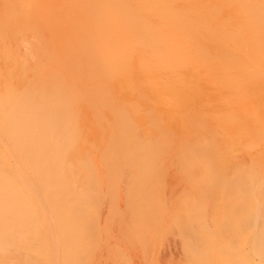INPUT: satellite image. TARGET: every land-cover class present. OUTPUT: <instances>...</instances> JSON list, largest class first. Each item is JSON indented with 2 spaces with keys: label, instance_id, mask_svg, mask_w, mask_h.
Wrapping results in <instances>:
<instances>
[{
  "label": "rangeland",
  "instance_id": "obj_1",
  "mask_svg": "<svg viewBox=\"0 0 264 264\" xmlns=\"http://www.w3.org/2000/svg\"><path fill=\"white\" fill-rule=\"evenodd\" d=\"M96 1H94V2H96ZM104 1H106V0H104ZM108 1L109 0H107L106 2H108ZM113 1L115 2L114 3L115 5H111ZM149 1L150 0H111L110 5L113 8H111L110 5H106L105 2L97 1L96 2L97 4H93V6L96 5L95 7H92V6L90 7V9L92 8L91 11H87L84 13L85 20H87L86 19L87 17L89 18L91 15L93 16V17H91V19L89 18L91 20L93 26H91L92 24L90 23V20H88L89 24L87 22L88 25H85L86 30H88L89 25L91 24L90 28H89L90 30H88V31H91V34H89L87 36L84 34L85 37L84 38L82 37V36H84L83 33H88V31L85 32V30L84 31L82 30L84 27L83 26L84 24H83L82 25L83 27L81 26L82 27L81 30L77 29V30H80L82 32V35L78 37V35L81 34V33H78V35H76L77 39L75 38L76 39L75 41L78 42L79 41L78 38L81 39V37H82L83 39H81L80 42L84 41L83 42L84 46L82 45L83 49L85 47H88V46L90 47V48H87L89 51L88 52L89 57L91 56V58H93V59L86 57L87 53L84 55L85 52L83 54L82 53L81 54L84 55L87 59L89 58V60H86L85 58H83V60L85 59L87 61V62L85 61L86 64H88L89 61H93V63H95V64H92V62H89L90 64H92V69L95 68L94 70H97V72L96 71L91 72V70H90L92 76H93V73L98 74L99 66H101L100 67L101 71L99 72L98 75L94 74V75H96L94 77L89 78V76H91L89 69H91V68H88V66L91 67V65L90 64L86 65L85 63H83L84 62L83 60H81V62L83 61L82 63L79 62L80 60H77V62L74 59L69 60V61H73V62H71V63L68 62V64L74 63L71 66L66 65L67 64L66 63L67 61H66L65 67L66 68L68 67V68L66 69L64 67V64L61 62L65 61V59L59 60L56 58L57 49L55 48V45H56V42H59V40L55 41L56 38L54 39V41H55V43L53 44L54 48H53V45H51L53 42L50 43L53 40H49V38H48V41H49L50 45L46 44L47 47H46V45L44 47L46 50L47 48H49V46H52V48H49V49L50 50L54 49L53 52H56V53H54L55 54L54 55L55 57L53 56L54 58H52V56H51L52 54L50 55L52 60L50 58H47V57H50L49 54H47V52H46V51H48V49L45 51L42 48V50L46 52V55H47L46 58L47 59L43 58V56H45L44 52H39V48H40L39 44H41V42L40 43L39 42H37V43L33 42L31 44V46H32L31 50L28 49V48H30V46H28V45H27L28 48H26V50L27 51L29 50V52L31 53L33 46L39 47V48L38 47L35 48L38 51L34 50V48L32 51V55L34 54L33 53L34 51L38 55V56L35 55L36 57H34L37 60L38 68H36V69L34 68V67H36L35 65L37 64L36 60L34 59L33 63H31L32 65H34V62L36 63L34 65L33 69L37 70V69H39V66L41 68L42 64H39V62H41V63L43 62V64L44 63L49 64V62H51L52 66H53V65H55L54 63L57 62V60H59L58 62H60V61L61 62L60 63L57 62L58 64L56 63L57 65H55V68H56V66L60 67V68L64 67L66 70L64 71V68H61V69H63L64 72L59 70L60 71L59 74L61 75V77H60L61 80H59L60 78L59 79L57 78V77H59V74H58L59 71L56 72L59 68H56L57 69L56 70L53 67L56 70V71L54 70L55 73H53V68L51 67V64H50V67L52 69L51 68H47V69H51L53 74L51 73L50 70H49L50 72H48V70H47L48 73H46V71H44V70H46L45 69L46 66L49 67V65L44 64L46 66L42 67V68H44L42 70H43V73L45 72L47 74V75L45 74L47 77L52 74V77L54 79L55 76H53V75H55L56 73L58 74V75L56 74L57 75L55 77L56 80L55 79L52 80L53 82L56 81V84H55V82H54V84H52V81H50L49 83H51L52 85L47 83L48 85H50V86H48L47 84H45L46 83L45 80H42V81H45V83L44 82L42 83L40 81V79H39V81H37V79H35V77H34V76L37 77L41 74V72H42L41 69H40L41 72L39 70H37L40 72L39 75L38 74L35 75L37 72L32 71L33 70L32 65H30L28 62H26L27 69H28L26 75H27L28 79H30V77L32 78V76H31L32 74L30 75V72H32V73L35 72V74H33L34 79H31V80L32 81L36 80L37 82H39L40 88H41L42 84L45 86L47 85L46 88L43 87V91H47L48 93L44 92V95L46 94V96H44L43 92L39 89V85L37 83H36V85L34 83L35 87L38 88V89L36 88L37 90L31 89L30 85H28L29 88L27 90L25 89L26 87L23 88L27 92L25 91L23 93L22 92L23 90H21L19 88L21 90L20 92L23 93V94L18 93L19 96L22 97L23 95H25L24 99L22 97V99L25 100L23 106L26 105L25 102L28 101V99H29L28 96H32L31 93L34 94L35 90H36L35 92H37L39 90L37 92V95H39V97L35 93V97H31L32 100L34 99L35 101H37V100L40 101L42 98L45 97L44 99H46V97H48L45 101L48 100L47 103L52 101L49 104V106L54 103V105H52V106L54 108L53 111L55 110V112L51 111L54 114V116H50V118H49L50 120L53 118L51 122L49 121L50 123H52L51 124L52 126L50 125V123H48L49 124L48 126H50L48 128L47 123H46V119H45L44 124L46 123V126L48 128L47 130H49V133L46 134L43 132L46 137H44V136H42V137L48 139V135L50 134V128L55 127V129H57V134L59 133L58 136L55 133V131H56L55 129L52 128L51 130L52 131L54 130V132H52V131L51 132H52V134L53 133L56 134V138H58L59 143L62 142V144L61 143L59 144L57 141H55L57 139H55L54 142H57L60 145V147L57 146L58 145L57 143H55V144H57L56 146L54 144V147L56 150H58V148L60 149V151L58 150L60 154H58V151H56L55 149H52L50 144H48L50 146L49 151L50 150L54 151V152L50 151L49 153H51V152L54 153V154H51L52 156L53 155L55 156V154H56V156H55L56 162H58L60 164V166H62V164H63V166L67 165L68 168H71V170H73V171H70L69 169H66V167H64V169H66L65 172L68 174L67 175L64 172L65 173L64 175H66L69 178H72L71 175L72 176L74 175L73 178H76L79 184L81 181L84 184L83 185L82 182L80 185L78 184V187L80 186L79 188H81L82 190L84 189L83 191H85V189H86V191H88V194L91 193V195H93V194L96 195L93 197L94 198L93 202H90V207H92V208L89 207V212L86 211L87 213H85L86 217L92 213L91 214L92 216L89 217L90 216L89 215L87 218L89 220V223H90L89 226H88V221H86V218L84 217V222H85V224L87 223L86 227L88 226L91 228L89 229L88 227L87 228L84 227L85 225H84V223H82V225H84L83 226L84 229L90 230V231H88L90 233H87V231L83 232V234H82L83 238L81 240H84V241L83 242L81 241L82 242L81 244H84V245L80 244L81 245L80 249L83 251L82 247H86L88 245V243H87L88 241H89V245H88V247H86L87 249L84 248V253L81 250L75 253V254H77L80 252V255L79 254H78V256L76 255L78 257V258L77 257L76 258L80 259V260H78L80 262H78L76 260L75 261L77 262V264H264V69L262 72H258L256 70L255 73H256L257 77L255 75L251 76L250 73H248V75H250V76H247V72H246L247 69L243 70V72L241 70L244 69V67L245 68H248V67H246V65L245 66L242 65V66H240V68H242V69H240L239 71H241L243 74L245 71L246 74L243 75V74H241V72L238 73V69H237V71H235V72L238 75L237 74L236 75L237 76H239V74L242 75V77L237 78V76L235 75V72L231 71L230 69L228 70V68H226V66L222 65V64H229L230 63V62L226 63V61H227V59L228 60L231 59L234 52H229V51L235 50V52H237L236 49H233L236 45L232 48L228 47L232 50H229L228 48H227L228 50L223 49V48H226L228 46V41H226V40H228L227 35H229V34H227V35L224 34L225 37L227 36V38L225 40L226 45L224 43H222V42H224V39L221 38L223 36H222V34L220 36L218 31H216L217 34L215 33V36L216 35H217V37L220 36L219 39H217V37H211L214 29H216V27L218 28V26L220 25L219 24L220 23L219 18H221L222 14H217V18L214 19L216 17V14L212 15V14H214V13H212L213 10L209 7V9H206V11L202 12V13H204V15L198 14L199 18L198 17H194V19L192 18L193 19L192 20L193 24H192V23H190L191 16H193V15L197 16V13L196 12L190 13V11H186V12H188L186 14H188L190 16H188L186 14H185L186 16L184 14H181V13H184L183 11H181L182 10L181 7L184 5V4H181V0L180 1L179 0L178 1L177 0L176 1L175 0H164V2L165 1H167V2H165V5H163V6H162V4H164V3H162L163 0L160 1L162 4H159L158 3L159 1L156 2V0H151L150 2ZM170 1H172V3ZM173 1H175V2H173ZM204 1L212 2L213 0H204ZM98 2H100V4ZM168 2L171 3L168 6L172 7V10L169 7H167L166 4H168ZM192 2H193V0H192ZM103 3H104V5L102 6ZM116 3H117V5H116ZM148 3H151V4H149V6H148ZM156 4H158V5H156ZM211 4L213 5V3H210V6H211ZM120 5H122L124 7H122ZM143 5H144V7H143ZM152 5L154 6V8ZM178 5H182V6H178ZM97 6H98V8H97ZM173 6L179 7V8H176V7L175 8L177 10L181 8V10L177 11L175 8H173ZM99 7H101V8H99ZM107 7H109V8H107ZM118 7H119V9H118ZM142 7H143V9H142ZM146 7L149 10H147ZM159 7L160 8L165 7V10H163L164 8L160 9ZM94 8H96L97 11ZM104 8L106 9V11L103 10ZM167 8L172 11L171 12L169 10L170 14H173V13L175 14V12L177 11L176 15L178 13V16H180V18H184V16H185L187 19L186 24L195 25L197 23L196 20H198V22H199V20L203 21L206 19L205 22L208 23L207 25L208 26L211 25V29H213V30L209 29V27H208L209 30L203 29L202 25H201V30L203 29L202 32H201V30L196 29V28L200 29L199 23H202V22L200 21L198 23L199 24L198 27H197V24L195 25L194 29H196L197 31L202 33V35H205L203 33H205L206 30H207L206 32L212 31L211 34L208 35V37L209 36L210 37L205 38V40L207 39L206 42L204 41V39L201 40V41H204V42H202V43H204L203 45H202V43L199 42L200 45H202L201 51H200V49L199 50L197 49L198 52L196 51V49L192 50V52L195 50L197 53H200L199 54V61H197V58H196L195 61L191 62L196 57L195 56L196 54L194 55V53H196V52L192 53L191 50H189V49L196 48V47L200 48L199 47L200 45H198V41L196 43V46L193 47L192 46L194 43L193 40H191V42L189 40L187 41V39H186L187 36H184L185 33L188 35V34H190V31L191 30L193 31L194 29H191L192 26L190 27V25H187L191 29L189 31L186 24H182V25L180 24V27H178L179 23L175 22V21L173 22V20H171V19H173V18H171L172 15L171 16L169 15L171 19L169 18L168 14H167L168 13ZM150 9H152V10H150ZM153 9H154V11H153ZM165 11L167 13H165ZM209 11H211L212 14ZM90 12H92L93 14H91ZM148 12H150V13H148ZM154 12L156 13L157 16L158 15L159 16L154 17V15H155ZM107 13H109V15L112 14L111 19L107 17L108 15L106 16ZM192 13H193V15H192ZM101 14H105L106 18L103 15L102 16L103 18L99 19V17H101L100 16ZM207 14L212 15L213 21L219 19V23L217 21H215V22H217L218 26L217 25L215 26L214 24H216V23H213V22H212L213 23V25H212V23H211L212 18L210 15H207ZM162 15H164V16H162ZM206 15L209 16L208 18H210V19H207ZM160 16L163 17V18L161 17V19L164 20V22H162L160 20ZM181 16H183V17H181ZM200 16H201V18H203V16H204V18L205 17L206 18L200 19ZM165 17H166V20L164 19ZM173 17H175V16L173 15ZM107 18H108V21H107ZM168 18L170 20H168ZM178 18L179 17H175V20H177ZM195 18H197V19H195ZM94 19H96V20H94ZM102 19H103V21L104 20H106V21L101 23ZM188 19H189V22H188ZM208 20H210V21L207 22ZM93 21H97L98 24L95 23V25H94ZM158 21H160V22H158ZM106 22H108V23H106ZM165 22H166V24H168V27L170 25H173L172 28L174 27V29H176L175 28L176 25L173 23H176L177 27H178L176 29L177 31L174 32L175 30L172 29L169 32L168 30H170L171 27H169V29H168L167 25H165L166 28L165 27L163 28L159 24V23H161V24L163 23V25H164ZM167 22H171V24L167 23ZM194 22H196V23H194ZM157 23H158V26H157ZM209 23H210V25H209ZM85 24H86V22H85ZM155 24L157 27L155 26ZM183 25L187 29L185 27H183ZM160 26L163 29H161ZM181 26H182V29H184V28L185 29L181 30ZM213 26H215V27H213ZM164 29L166 30V32L167 31L169 33L173 32L174 34L171 33L172 36L170 34H166ZM50 30L51 31L54 30V32L52 31L53 33H51V34H53V35H51V36H53L52 38H54V36L57 37L58 36L57 34L61 33V32H58L59 30H57V32H58L57 33L56 29H50ZM185 30L187 32L189 31V33H187ZM216 30H218V29H216ZM48 31L49 30H47V32ZM72 31L73 30H71V32ZM74 31L76 32V29H74ZM80 31H78V32H80ZM160 31H163V32H160ZM178 31L179 32L183 31V32H180V35H179ZM221 32H223V31H221ZM45 33H46V31H45ZM49 33H50V31H49ZM69 33H70V31H69ZM159 33H164V34H162L163 36H161V34H159ZM194 33H197V32L194 30L193 34ZM36 34H37V32H36ZM38 34H39V32H38ZM38 34H37V36H38ZM41 34H43L42 30L40 31V36H41ZM165 34H166V36H164ZM181 34H183V35H181ZM207 34H206V36H207ZM47 35H48V33H47ZM71 35L75 36V34L74 35L71 34ZM48 36L50 37V34ZM167 36H169L168 41H170L171 44H170V42L167 41ZM173 36H175V37H173ZM177 36H179V38ZM38 37H37V39H38ZM163 37L165 38V41L167 42V44H170V46H172L171 48L168 46L169 48L167 49L166 42L164 40H160V39H163ZM184 37H186V38H184ZM52 38H50V39H52ZM71 38L72 37H70L69 39H65L67 44L69 45L71 43L70 45H72V43H74L76 45L74 38H73V40H71ZM171 38H174L172 40H175V38L176 39L178 38L177 40H175V42L179 40L181 43H183V47L187 48V50L189 52H191L193 54V56L192 55L190 56L191 53H189L187 51L186 52L188 54L185 53L186 49L185 50L182 49V50H184V51H182L181 48H183V47H181V48L179 47V49H177L176 47H178L179 42H177V43L174 42V44L175 45L177 44V45L173 46L174 44H173ZM183 38L186 39L185 41L187 43L188 42L189 43L187 44V43L183 42V40H184ZM215 38L217 40L216 41L214 40V42H210V45L205 44V43H207V41L209 42L208 39H211L210 41H213V39H215ZM45 39H47V38L45 37L44 40H42L43 44H45L44 42L47 41ZM220 39H222V40H220ZM36 41H38V40H36ZM62 41H64V40H62ZM94 41L96 43L100 42V43H98L99 47H97L96 44H94V46H93V43H91V42H94ZM161 41H164L165 44H163V42H161ZM217 41H222L220 43H221V45H223V48L221 45H219L220 43ZM63 43L64 42L60 43L61 46H59L60 47L59 48L60 54L58 53L60 56L59 58H61L62 55L64 57L65 54L64 53L62 54L61 49L63 48L65 50V47H66L65 51H67V52L69 51L71 53V55H72L71 51H73V50L75 51V55H76V53H78L77 50H75V49L77 48L79 43L76 46L73 44V46H75L76 48H74L73 50L70 48L71 51L69 49L70 45L69 46L67 45L68 46L67 47L66 45L64 46L65 43L64 44ZM90 43H91V45H90ZM181 43H180V46L182 45ZM190 43H191V46H190ZM211 43H213V46ZM215 43H216V45H218L217 47L220 46L223 49L222 51H224L226 53V55H225V53L223 52L225 56L228 55L227 57L224 56V59L222 60L223 63H221V61H220L221 64H218V65H221L219 67L224 66L223 67L224 69L223 68L222 69L225 71L227 69L228 72H225V73L227 74V76L230 75L231 77L230 76H229V78L225 77V73H224V76L221 75L224 78L218 76L219 74L223 73V70H221V68L219 69L220 71H222V73L217 70L218 69L217 63H216L217 69L215 68L216 70L211 68V66L210 67L208 66V67L210 69H213V72H215V74H217L219 79H222V82H225V83H223L224 85L219 83L221 81L218 78L217 79L211 78V77H214L215 74L212 71H208L210 69L206 68L207 64H208L207 61H209L210 53L212 54L213 51L219 52L221 50V48L219 47L220 49L218 51V48L216 47ZM60 44L57 43V45H60ZM103 44H105V45L103 46ZM24 45H26V44H24ZM205 45H206L207 49H206ZM91 46H92V48H94V51H96V50L101 51V54L98 55L99 57H97V51H96V53L95 52L93 53ZM95 46H96V48H95ZM163 46L166 47L164 50H167L169 52V55H171L173 58L171 56L166 57L168 55V53H164L167 51L163 50V48H164ZM210 46L212 48L216 47L217 50L215 48L212 52L209 53L208 50H210V51L212 50V48L209 49ZM203 47L205 48V50ZM79 48H81V47H79ZM236 48H237V46H236ZM55 49H56V51H55ZM83 49L82 50L80 49L79 52L86 51L85 49L84 50ZM64 50H63V52H64ZM172 50H175L174 54H176V57L174 56V54L173 55L170 54V53H173ZM177 50H179V51L177 52ZM203 50L205 51V53ZM206 50L208 52H206ZM103 51H106V52H103ZM202 51H203V53H202ZM227 51L230 53L231 56H229V53H227ZM49 52L52 53L51 51H49ZM67 52H65V53H67ZM179 52H184V56H185V54H186V56L184 57L183 53H179ZM214 52H213L212 56L214 55L213 58L215 59V61H213V58H211L212 56H210V60H211V62L213 61L214 65H215V62L218 61V59L215 57L217 56L221 60L223 58L222 57L223 55H221L222 52L220 54L218 53L220 56L217 53L214 54ZM70 53H69V56H71ZM99 53L100 52H98V54ZM121 53H122V57L120 55ZM67 54L65 56L66 59L69 58V56ZM81 54L79 53L80 56L77 54V57L79 59L82 56ZM91 54H95L94 55L95 57H93ZM103 54L106 57L108 54L111 58L113 57V59H114L113 60L110 58L111 60H113L112 61L113 63H111L110 59L107 61L108 57L107 58L105 57V60L110 63V65H109L110 67H109L107 62L104 60L107 64V68L109 67L108 70H107L106 66H104V65H106L105 62H103L104 64L102 65V62L97 63V61H96V60H98V61L102 60L103 61L104 56L101 57V55H103ZM164 54H165V57L168 58L169 61L168 60L163 61L164 59H166V58H164ZM179 54L180 55L182 54V55L180 56ZM205 54H208V56ZM75 55L71 56L69 59L74 58ZM200 55H202L201 57L204 56L202 58L203 60L200 58ZM123 56H125V57L123 58ZM177 56H180L181 57L180 59L183 58V60H179V59L177 60V58H179ZM189 56H190V59H192V57H193V59L190 60ZM197 56H198V54H197ZM38 57H39V60L37 59ZM77 57H76V59H78ZM116 57H119V59L120 58L121 59L119 60ZM220 57H222V58H220ZM95 58H96V60H94ZM97 58H99V59H97ZM205 58H207V61L205 60ZM225 58H227V59H225ZM40 59H43V60H40ZM184 59H189L190 65L197 66L198 68L201 66L205 67V63H207L206 67L203 69L205 72L207 71L208 74L210 73L211 76L206 75L207 72L205 73L204 71H202L203 70L202 69L201 70L202 72H200V74L203 75V72L205 73V76H203L205 78V80H204V78H201L202 76L198 75L197 76L198 81H196L197 80L196 76H194V80L196 81V83L197 82L200 83V84L198 83L199 84L198 87H196L197 84L194 83V84H196L194 87L193 86L194 84L192 83L193 75H192V77L190 75L192 72H193L192 74H195V72H197L200 68L198 69V68L193 67V69H192V66L190 67V65L189 66L186 65V64H188L187 63L188 61L184 60ZM31 60H29V62ZM179 61H181V62H179ZM201 61H203V62L206 61V62H204V65H203V63ZM224 61H225V63H224ZM166 62H167V64H169V66H167ZM199 62H200L201 66H199ZM15 63L16 62H14V66H15L16 70L14 68H11L10 72L12 73V70L14 69L15 71L12 74L14 75L15 79H18L16 77L19 74V68H20L19 65L22 64L21 66H23L24 63L20 62L21 63L20 64V63H18V61H17L18 64L17 63L15 64ZM78 63L84 64V65H81ZM96 63L99 64V66ZM158 63L161 64V66H159ZM191 63H194L195 65L191 64ZM26 64H24V66ZM28 64L30 66H28ZM75 64H78V65L76 66ZM163 64H165V66ZM196 64H198V65H196ZM257 64H258V66H262V68H264V62H262V63L258 62L254 65H257ZM16 65L19 67L18 69L16 68ZM96 65L98 66V69L96 68L97 67ZM214 65L212 64V67ZM74 66L77 67V69H78V67L80 69H82L81 67H83V66L86 67L88 69V72H86L84 69H83V72L84 71L86 72V73L85 72L84 73L86 74L87 77H85V75H83V73L80 74L82 71L80 69L77 70L76 68H74ZM162 66H163V69H162ZM229 66H227V67H229ZM69 67H70V69H72L71 72L69 70ZM102 67H104V68H102ZM121 67H122V69H124L123 70L124 72L121 71L122 69H119ZM214 67H216V66H214ZM103 69L105 70V72ZM188 69L190 71H192V72H190V74L187 72H184L185 70H188ZM195 69L196 70L198 69V70L196 71ZM67 70L71 74V76L69 77L70 80L73 77L74 79L77 78L78 82H77V79H75L76 81L73 83H71L72 80H71V82H69V78L67 77L69 73L66 76ZM94 70H92V71H94ZM28 71H29V73H28ZM73 71H75V72H73ZM125 71L128 72L127 74H130V76L127 75ZM101 72L103 75L101 74ZM231 72L236 76V77L234 76L235 78L231 75L232 74ZM249 72H250V70H249ZM251 72L254 73V71H252V70H251ZM62 73L64 74V76ZM75 73H79L78 74L79 77H80V75H82L86 78L85 80H86L87 84L83 80L84 78L81 79V81L82 80L84 81V84H82V85L86 86V85H89V83H90V85H92V83H94L96 85V83H98V87L99 88L101 87L100 89L103 90L102 92H104V89L107 90L106 88L109 87L113 93V95H112L113 97L109 96L111 101L108 100V97H106L107 95H110L111 92L107 93L109 91L104 92L105 95H102V94H104L102 92H100L101 94L97 93L98 96H97V94L95 95V93L92 92L95 95L94 98L91 97L93 100L90 97L89 98L86 97L88 95L92 96L91 95L92 93L86 94V92H85L84 95L86 94V96L82 95L81 93H75L76 90L78 89L77 84H80V86H81V83H83V82H81V83L79 82L80 81L79 79L82 78V76L80 78H78L77 74H75ZM171 73H173V74H171ZM197 73L199 74V72H197ZM197 73L195 75H197ZM42 74H41V78L44 75V74L43 75ZM72 74H74L75 77ZM45 75H44V77H46ZM99 75L101 78L97 77ZM171 75L173 77H176L178 80L175 78L176 81L173 82V80H172L173 78ZM20 76H21V74H20ZM24 76H25V74L23 75V77ZM62 76L64 78H62ZM65 76H66V78H65ZM128 76L130 79L128 78ZM27 77H24V78H27ZM52 77H50V78L52 79ZM248 77H250V78H248ZM38 78H40V76ZM50 78L48 77L46 79H48V81H49V80H51ZM67 78H68V82H66ZM147 78H149V80H150V78H153V79H151L152 81L150 80V82L152 83L154 80V83L151 84L149 82V80L146 81ZM236 78H237V80H236ZM62 79H64L63 81L65 83L63 82L64 84L62 83L60 85L58 80L62 81ZM92 79L96 80L95 81L96 83L94 82V80L92 81ZM87 80H90V82L88 81L89 82L88 83ZM203 80L205 81L206 84H207L206 80H209L208 81V84L210 83L208 85L209 87L211 86V83L213 82L211 88H209L208 91H207V89L206 90L204 89V88H208V86L206 87V84L203 83L204 82ZM254 80H255V82H254ZM226 81H228V83H226ZM249 81H251V82L249 83ZM17 82H18V80H17ZM114 82L117 84H115ZM175 82L177 83V85L175 84L176 86H179L178 83H180V86H182L184 84L185 87L188 84L187 86H189L190 91L191 92L194 91V92H192L193 97L190 96V98H189V95H191L189 93L190 91L188 92L189 94L186 93L187 92L186 89H188V87L187 88L184 87L185 88L184 92L186 91L185 92L186 94H184V92H182V94L180 95V97H182L184 94V97H182V98H185V96L188 95V97L186 98L187 100L184 99V100H186L185 103H187L188 100L190 101V99L192 100V98H196L195 99L196 101L193 99V102H188V104L191 103L190 108H195L193 110L191 109L192 110L191 112H188V111H190L189 107H188L189 109L187 112H186V109L184 111V108H182L183 106H189V105L188 104L182 105L181 102L183 101V99L179 98L177 96L180 94V91H179V93L177 91L178 89H175L176 92H175V90H174V92H172L173 91L172 90L171 91L172 93L170 91H168L172 88V83L174 84ZM230 82H232V83H230ZM66 83L69 86H67ZM69 83H71V84H69ZM111 83H114L115 85H117V86H115L116 87L115 89H113L114 86H112L114 84H111ZM147 83H148V85H147ZM235 83H237V84H235ZM245 83H247V85ZM29 84H31V83L29 82ZM57 84L60 85V87H58ZM72 84L77 85V88L72 89V87L73 88L76 87L74 85L72 86ZM189 84H191V86H193L192 90H191V87ZM201 84H205L204 85L205 87ZM217 84L222 85L224 88H222L221 86H218ZM225 84L227 86H225ZM64 85H66L67 87ZM100 85H102V86H100ZM61 86L65 87L67 89L71 88L69 90L66 89V91L71 90L70 91L71 93H69V92H65V93H68L70 95L75 93L80 98H82L80 106L84 107V110H82L83 108L79 110V108H81L79 106L77 109L78 113L77 112L75 113V111H77V110H75V107L77 105H79V101H80L79 97L77 96L78 97L77 98V97H74V95L72 96V98L74 97L73 98L74 100H77L76 102L70 97L72 99L71 102L73 101L75 103L72 102L71 105L70 104L68 105V103H70V99H68V96L66 98V94H64L65 89L63 90V88H61ZM176 86L173 88H176ZM200 86L201 87L203 86L204 88L203 87L202 88L204 90H202V88ZM214 86L215 87L218 86V88L217 87L215 88ZM241 86H243V88ZM49 87L50 88L52 87L51 89H49V91L51 90L50 92L48 91ZM239 87H241V88H239ZM59 88L62 91H60V90L58 91ZM156 88L157 89L160 88L159 90H157V93H160V94H162L164 91L165 92L167 91V94H168V92H170L171 94L176 93L177 95H174V96L172 95L173 96L172 98L174 99L176 96V99L179 98V101H181V99H182V101L179 102L178 100L174 101L175 99L174 100L171 99V100H173L172 103L176 102L175 105L178 107L174 106V104L172 106L170 103L171 101H168L169 107H166L167 106L166 104H165L166 106H164L165 102L162 103L163 106H161V104L158 105L157 103L160 102L159 100L163 101V99H166V97L169 98L168 95H170V98H171V94L167 95L165 92L164 93L167 96L159 94L160 98H161V96L164 97L163 99L162 98L159 99V95L154 96V93H153V91H154L153 89L156 90ZM178 88L182 89L183 86L178 87ZM197 88H198V90L195 93ZM30 89L32 92L30 91ZM52 89H53V92L57 91V93H55V92L53 93ZM55 89H57V90H55ZM150 89L153 91L150 92L151 91ZM161 90H164V91H161ZM209 90H211V91H209ZM28 91L30 92V95L28 94V96H27L26 94L29 93ZM72 91H74V93ZM40 92H42L41 93L43 95L42 98H41ZM149 92L152 94L151 96H153V97H151L149 95ZM199 92H200V94H199ZM51 93H53V94H51ZM106 93H107V95H106ZM114 93H116V94H114ZM194 93H195V95H194ZM48 94L49 95L51 94V95L48 96ZM101 95H102V98H101ZM118 95L120 96V98ZM82 96H84V97H82ZM96 96L99 98H97ZM116 96H118V98ZM194 96H196V97H194ZM156 97H158V99ZM35 98H37V100ZM83 98H85L86 100ZM113 98L117 99V100H114V103L116 102L115 107L117 106L116 111L112 110L114 113L119 111V109L123 106L124 107L127 106V107H125V109H127V110L130 108L134 109V110L130 109L127 111L123 108L124 110L122 112V108H121V110L119 112V116H121V115L123 116V114H124L123 119H125V120H123L121 118L122 117L121 116L119 118L122 119L124 122H122V120L120 121V119H119V122L122 123L123 125L118 124L119 122H116V121H118V119H116V118H118L117 117L118 112H117V115H114L110 111L112 109L111 107H113V109H114V106L112 105ZM66 99L69 100V102H66L67 101ZM90 99L92 100V101H90L91 103L95 99L94 103L89 104L90 102H87L89 105L88 104L84 105V103H86V101H89ZM99 99H100V102H102V104L106 105L105 107H102V105L99 102ZM104 99H105V101H104ZM119 99L121 100L120 104H122L123 106L119 104V101H120ZM146 100L148 101L147 103H146ZM42 101L39 103L40 104L45 103L46 106H48L47 103L43 99H42ZM55 101H58V103ZM166 101H167V99H166ZM194 101L196 102L194 104L195 107H193ZM65 102L67 103L68 108L71 109L72 111L69 109L67 110V108H66L67 106L65 107L66 110L68 112H71V114H73V117L70 113L65 111V108L63 106V105H66ZM95 102L96 103L98 102V105L100 104L99 107H95V106H98ZM106 102H111L112 106L108 105V107L110 106L111 109L107 108L108 103H106ZM177 102H179L180 104H177ZM29 103H30V105L32 104L31 101L28 102V104ZM37 103L38 102H35L34 104L40 105ZM42 104H41V106H42ZM72 104H73V106H72ZM93 104H96V105H94V107H92ZM33 105H31V107H34ZM57 105H59L58 109H56ZM86 105H88V110H85V107L87 109ZM179 105H182V107ZM41 106L39 107L40 108L39 110L41 111V113H42V110H43V112L47 110V109L44 110L43 106H42L43 107V109H42ZM69 106H72L73 109ZM147 106H149V107H147ZM160 106L166 107L167 110H169V109L170 110L167 111L166 109H164L165 111H163V109ZM170 106H171V108H170ZM36 107H34V108H36ZM90 107H91V109L97 108L98 111H100L101 107H102V110L104 109V112L106 111L107 114L109 113L107 115V117H106V113H104L105 119H106L105 122H103L105 120L104 118L102 120H100L103 124L101 122H99V118L98 119L96 117H95L96 119L93 118L98 111L97 110L95 111V109L91 110ZM150 107L152 108L151 110H150ZM179 107L182 108V110ZM105 108H106V110H105ZM107 109H108V111H107ZM148 109L151 112L154 111L157 114L160 113L159 114L160 116L158 115L160 118L155 113L156 117L159 118V120L160 119L163 120L164 118L167 117V118H169V120L167 119V121H169V122L171 121L170 117L173 116V114H175V113L177 114V112L184 111L188 114L192 113L193 115L190 114L191 117L188 114L183 113L184 115L186 114L188 116V119H187V117H185L186 115L184 116L186 118L185 121L189 122L191 126H189V124L187 122L183 121L181 130H183L182 128L185 127V126H183L184 123L188 124L185 127L186 129L189 126V128L192 127V129L190 128L191 130H194V132L191 131L192 135L190 134L189 130H186L187 132L185 134V136L187 134H190L191 136L194 135L192 140H190V142L192 141V143H194V145H190L191 143L189 144V142H188V144L190 145V146H188V148L189 149L191 148L190 150H191V152L193 151L192 152L193 154H191V152H189L188 148L186 149L185 153L186 154L189 153V155H190L189 157H188V154L186 156L185 153H182L183 154V157H182V155L180 153H179L180 155L177 153L180 151L181 148H182L181 149L182 151H184L185 149L183 150V147H180L179 149H177L178 151H176L175 147L178 148L180 145L186 146L185 144H187V142L185 140L184 141L186 143L185 142L180 143V140L178 138H177L178 139L177 142L175 140V143H179L180 145L178 146L176 144L175 145L171 144L172 147L174 146L173 147L174 150L170 151V149H173L172 147L169 148L170 142H171V141H169V138H171L172 136L168 135V137H167L166 132H168V134L170 132L164 130L166 128L165 126H167L168 124L164 125V128L160 130V125H161L160 123L163 124V122H165V124H166V120L164 119L165 121H163V122H162V120H160L161 122H159V120H157L156 118H153V117H155V116H153L154 112L151 113ZM154 109H157L158 112ZM158 109H160V110H158ZM89 110H91V111H89ZM136 110H137V112L140 111L137 113L138 115L135 113ZM81 111H84V114H86V116L89 114L90 115L93 114L94 115V116L92 115L93 119L90 118L89 116L84 117L83 116L84 114L81 113ZM92 111H95V112L93 113ZM130 111H132L131 112L132 114L131 113L129 114ZM144 111L145 112L149 111V113H151V114L148 115V112L145 113ZM159 111H162V112H159ZM87 112L88 113L91 112V113L87 114ZM124 112H128V113H124ZM79 113L82 114L83 117L77 119L78 118L77 116H79ZM120 113H121V115H120ZM51 114H49V115H51ZM127 114L131 115V118L133 117V114H134V116L136 117V118L134 117L135 119H137V116H139V120H138L139 122L135 119H132V121L135 120L136 123L132 122L130 120L131 119L130 116H129L130 119L128 117H126ZM139 114H143L146 116H144L145 118L141 119V117H143V115L141 116ZM169 114H170V117H168ZM183 114H181L179 116L182 117ZM40 115H42V117ZM43 115H45V114L42 113V114H39L38 116H39V118H42V119H44L45 117L47 118L49 116V115H46L44 117ZM113 115L116 117V118L114 117L116 120L113 119ZM178 115L176 117L174 116L175 118H173L177 122L180 121L178 119L176 120V118L179 117ZM150 116L152 118H150ZM109 117H110V119H109L110 121H108L109 124H106L107 118H109ZM125 117L127 118V120H130L132 123H135L137 125V126H135V124L132 125L135 128L138 127L137 128V129H139L138 131L135 130V128H134L136 133L132 129L133 127L130 125L131 123L129 124L130 121L126 122ZM146 117L150 118V120L152 119L151 120L152 122L149 119L147 120ZM189 117L191 118V120L194 119V121H192L194 126L190 122L191 120L188 121L190 119ZM192 117H194V118H192ZM75 118L77 120H75ZM82 119L85 121L88 119L86 122H88L90 119L92 122L89 121V124H90L89 125V124L84 123ZM140 119L143 122L140 121ZM155 119H156L157 123H153V122H155ZM78 120H79V122H77ZM95 120H96V122H95ZM97 120H98V123H97ZM113 120L117 124H115V122ZM144 120H146L148 122V124H146L147 122L145 123ZM181 120H184V119L181 118ZM40 121H42V120L40 119ZM43 121L40 123L43 124ZM81 121L83 123H81ZM111 121L114 123H112ZM149 121H150V123H149ZM137 122L139 124H137ZM36 123H37V121H36ZM38 123H37V125H38ZM92 123H96V124L93 125ZM104 123L106 124V126H104ZM124 123H126V125ZM144 123L147 126L144 125ZM158 123L160 125H158ZM171 123H172V121L169 124H171ZM97 124H98V127H97ZM99 124L102 125L103 127L100 126ZM113 124H115L114 126H117L118 130H115ZM149 124H150V126L151 125L152 126L150 127ZM178 124H180V122ZM107 125L111 126V127L107 128ZM118 125H119V127H118ZM127 125H130L131 127L127 126ZM174 125L176 126L177 123ZM174 125H170L171 129H174L173 128ZM42 126L43 125H41V127L39 126V130H40L38 132L40 135L39 137H40V139H42V141H46L47 139L43 140V138L41 137V135H43L41 132L44 129H46V126L44 125L45 126L44 129H43L44 126L43 127ZM95 126L97 128L96 131L99 130L98 131L99 133H95V129H94ZM148 126H149V128H147ZM154 126L155 127L159 126V128L155 129V128H153ZM100 127H102V128H100ZM179 127L173 131L180 133L177 130V129H179ZM98 128H100V129H98ZM112 128H113V131H112ZM151 128H153V130ZM168 128H166V130ZM41 129H42V131H41ZM103 129H107V133H106V130H103ZM109 129H111V130H109ZM148 129L149 130L151 129L150 131H153V132L148 131V136L144 135L143 133L145 132V130H148ZM157 129H159V132ZM171 129H169V130L171 131ZM114 130H115V132H114ZM120 130L126 131L124 134H126L127 132L132 133L131 130H133L134 131L133 134L135 136H137L136 134H138V136L136 138H134L135 136H132L133 134L131 135V134L127 133L126 135H128V136L131 135L130 137L132 139L128 136H127L128 138L126 137L127 138L126 139L125 135L123 134V136H124L123 140L118 139L121 142L117 141L118 142L117 143L116 139H115V138H118L117 134L119 135V138L123 137V136H121V134L124 131L120 132ZM64 131H66V132H64ZM154 131H156V132H154ZM164 131H165V133H163ZM183 131H185V129ZM188 131H189V133H188ZM100 132L103 134H101ZM110 132L113 134H116V135H113ZM116 132H118V133H116ZM94 133H95V135H94ZM146 133H147V131L145 132V134ZM156 133H158V135ZM161 133L164 136L166 134L165 139H163L164 136L162 138H160L162 136ZM182 133H184V132H181L180 136L184 137V134H182ZM100 134L103 137L98 138V136H100ZM174 134L175 133H172L173 138L176 135V134L175 135ZM104 135H105V137L106 136L107 137L104 138ZM50 136H51V134H50ZM89 136H91L92 139H90L91 137H89ZM109 136H111V137H109ZM114 136H115V138H114ZM142 136H147L148 138L150 137L148 141H150V143H152V145H150V143H149L148 144L149 147H148V145L144 146V144L148 143V141L145 142L144 140H146L148 138L147 137L144 138ZM153 136H155V138L157 136V139L158 140L160 139V141H158L160 143L156 142L157 139L152 141L153 139H155V138H153L151 140V138ZM176 136H178V134ZM180 136H179V138H180ZM187 136H189V135H187ZM53 137L55 138V136H53ZM141 137H142L143 142L141 141L140 143H138L141 140ZM94 138H96V139H94ZM100 138H103L102 141ZM137 138L139 140H137L138 142H136V143H138V146L142 145V147H137L136 146L137 144L134 143ZM166 138H168V139H166ZM93 139L95 141H93ZM133 139H135V140L133 142H131V140H133ZM89 140L90 141L92 140V141L90 142ZM126 140H128V142H130V143L127 144ZM162 140L164 143V144L162 143L164 145L163 148L165 147V143L168 142L166 144V147H168L169 151H167L166 147H165L166 150L160 149L162 146L160 147L159 145L161 144ZM164 140L165 141L167 140V141L165 142ZM170 140H172V139H170ZM123 141H126V142L124 143ZM172 141H174V139ZM181 141H183V139ZM154 142H155V144H153ZM88 143L89 144L92 143L91 146H89L90 149L87 146V145H89ZM101 143H103V144H101ZM119 143H121V144H119ZM142 143H144V144H142ZM126 144L129 147H131V146L134 147V149L131 147L133 149V151ZM133 144H136V145L133 146ZM97 145L98 146L100 145L101 147L99 146L97 148L96 147L93 148L94 146H97ZM123 145H126V146H123ZM81 146L83 148H79ZM150 146H151V148H150ZM56 147H58V148H56ZM84 147H87V148H84ZM135 147H136V149L140 148L141 150H143V147H148L149 150L151 151V154L148 151L147 154L149 153L150 155L148 154L149 156L147 157V155H145V153H146L145 151H147L148 148L143 150V152H142L143 154H141L140 149L136 150ZM156 147L158 149H160L161 151L163 150L164 152L162 151V153H161L160 151H156V153L160 152L161 155L155 154L156 158L154 159L155 155H153V154L155 152L154 149H156ZM192 147H194V149ZM77 148H79V150ZM102 148H103V150H105V149L106 150L103 151V150H101ZM118 148L121 150L120 151L121 153H119ZM81 149L83 151H84V149L86 150L84 152L88 153V159H87V153L85 154L81 151L83 153V155H80L81 154L80 152L78 155L77 151H80ZM87 149L90 151H88ZM116 149H118V152L116 151ZM74 150H76L77 159H76V156L73 159V156L76 155ZM113 150L116 151L115 152L116 154H118V153L121 154L119 158L117 157L116 154H114L116 156L113 155V152H114ZM72 151H73V153H72ZM124 151H126V152H124ZM131 151L134 152L133 153L134 155L132 154ZM175 151H176V153H175L176 155L173 156ZM128 152H130V154H132L133 156H130L128 154V157H126L127 156L126 153H128ZM137 152H139L140 154H138ZM165 152H166V154L169 153V155H166ZM170 152H171V155L173 157L170 155ZM70 153H71V155L72 154H74V155L69 156ZM103 155H106V156L103 157ZM122 155H125V156H122ZM79 156L80 157L81 156L86 157L85 159L82 160V162L83 161L86 162V160H87L88 161L87 164L84 162L82 163L80 161L82 158L78 159ZM100 156L102 158H100ZM110 156H113V157L110 158ZM125 157H126V159L127 158L128 159L126 160ZM144 157H145V160H144ZM191 157H193L192 161L188 162L187 161L188 158L191 159ZM195 157H197V158H195ZM117 158H118V160L115 161ZM120 159H121V161H120ZM96 160L99 162H97ZM110 160H113V161H111L112 163H110ZM180 160H182L181 163H180ZM73 161H75V163ZM76 161H78L79 163ZM100 161H101L102 165H101ZM71 162H72V164H75V166L71 165ZM164 162H165V165H164ZM187 162L189 164L191 162L190 165H192V166H190V165L189 166L192 168H189V166H187V164H188ZM58 163H56V165ZM80 164H81V166H80ZM82 164H84L86 166H84ZM99 164H100V166H99ZM68 165L71 167H69ZM78 165H79V167H78ZM113 165H114V167H113ZM170 165H172V166H170ZM180 166H181V168H180ZM193 166L195 167V169ZM75 167H76V169H75ZM83 167H85V170ZM116 167H118L119 169ZM165 167H166V169H165ZM174 167H175V169H174ZM178 167L180 170L178 169ZM82 168H83V170H81ZM101 169H102V172H101ZM190 169L191 170L193 169V171L195 173L193 171H189ZM75 170L78 171L77 172L78 175L76 172L74 173ZM172 170L175 172H172ZM203 170H205V171H203ZM67 171H70V172H67ZM82 171H84V172H82ZM147 171H148V173H146ZM182 171H184L185 173ZM181 172L183 175L181 174ZM188 172H190L192 175L189 174ZM82 173L84 176L82 175ZM118 173H120V174H118ZM186 173H187V175H186ZM79 174H80V177H79ZM188 175H190L191 177L193 176L192 179ZM87 176H88V178H87ZM174 176H176L177 178H173ZM81 177L82 178L84 177V178L82 179ZM186 178L188 179V181ZM184 180H186L187 182L186 181L183 182ZM133 181H134V183H133ZM145 181H146V183H145ZM170 182H173V184ZM189 184H191V185H189ZM81 185H83V186H81ZM171 185H172V188H171ZM154 186H155V188H154ZM146 187H148L149 190ZM178 188H179V190H178ZM136 191H138V192H136ZM153 192L156 194L157 197L155 196V194ZM156 192H158V193H156ZM168 192H170L171 195ZM143 194L145 195L144 197H143ZM151 194L154 195V197ZM183 194H185V196ZM150 195H151L150 199L148 197V199L150 200L149 201L147 199V196H150ZM141 198L144 200H142ZM184 198L185 199L187 198V199L185 200ZM174 199H175V201H174ZM146 200H148L147 201L148 203L146 202ZM152 200H154L153 203H152ZM164 200H167V201H164ZM177 200H178V202H177ZM77 201H74V202L77 203ZM157 201H158V203H157ZM175 202H177V203L175 204ZM91 203H93V205ZM149 204H151V205H149ZM87 208L85 206L86 210H87ZM89 218H91V219H89ZM88 235H90V236H88ZM87 237H88V241H87ZM67 254L68 255H66V257L68 256V259L70 258L68 264H71L70 262H72L74 260L71 258L73 256V254L71 253L72 256L70 255V252ZM75 261H73V263H75Z\"/></svg>",
  "mask_w": 264,
  "mask_h": 264
},
{
  "label": "bare ground",
  "instance_id": "obj_2",
  "mask_svg": "<svg viewBox=\"0 0 264 264\" xmlns=\"http://www.w3.org/2000/svg\"><path fill=\"white\" fill-rule=\"evenodd\" d=\"M94 1H96V0H0V264H68V262H69V259H68V256L66 257V255H68L67 253H69L70 252V255L72 256V254H73V256L71 257L72 259H74L73 261H78V260H80V259H77L78 257V254L80 255V252L79 253H77V254H75L76 252H78V251H80L81 249H80V246L81 245H84V244H81L84 240H81L83 237V232H86L87 231V233H90V232H88V231H90V230H88V229H84V227H86V224H85V222H84V217L86 218V221H88V226H89V220L87 219L88 218V216L89 217H91L92 215V213L91 214H87L88 216L86 217L85 215V213H87L86 211H88L89 212V207H90V202H93V200H94V196H96L95 194H93V195H91V193H89L88 194V191H86V189H85V191H83L81 188H79L78 187V181H77V179L76 178H73V176L71 175V177L72 178H69V177H67L66 175H64L66 172H65V170L66 169H69L70 171H73V170H71V168H68L67 167V165H64L63 166V164H62V166H60V164L58 163V162H56V154H55V158L51 155V154H54V153H52V152H54L53 150H50V151H52L51 153H49L50 151H49V148H50V146H51V148L52 149H55V147H54V144L55 143H59V139L58 138H56V134H57V129H55V127L53 128V127H51L50 128V134H51V136H50V134L48 135V139L47 138H43L42 136H44V137H46L45 135H44V133H46V134H48L49 133V130H47L50 126H48L49 124L48 123H50L51 121H52V119L50 120L49 118H50V116H54V114L52 113V112H55V110L53 111V106L52 105H54V103L53 104H51L50 106H49V104L52 102H49V103H47L48 102V100L47 101H45L48 97H46V99H44V98H42L43 97V95H44V92H47V91H43V87H47V85L48 84H51V83H49L50 81H52V80H56V76L60 73V71L59 70H61L62 72H64L67 68L65 67L66 65H68V66H71L72 64H74V63H72V64H68V62L69 63H71V62H73V61H69V60H75L76 62H77V60H80L79 62H81V60H83V58H85L86 60H89V58L90 59H93V58H91V56L89 57V51H88V49L87 48H90L89 46L88 47H85L84 49L86 50V51H81V52H79L80 51V49L82 50L83 49V47H82V45L84 46V41H82V42H80V40L81 39H83L84 37H85V35L87 36V35H89V34H91V31H88V30H90L89 28H90V25L92 24V22H91V17H93L92 15L88 18H86L87 20H85V18H84V13L85 12H87V11H91V9H90V7L92 6V7H95V6H93V4H97L96 2L97 1H102V2H105V4L106 5H110L111 3H110V1L111 0H109L108 2H106V1H104V0H97L96 2H94ZM151 1V0H150ZM149 1V2H150ZM159 1V2H158ZM161 0H156V2H158L159 4H162V3H164V4H162V6L163 5H165V2H167V1H165L164 2V0H163V2L161 3L160 2ZM176 1V0H175ZM175 1H173V2H175ZM178 1V0H177ZM180 1V0H179ZM100 2H98L99 4H100ZM155 2V1H154ZM155 2V3H156ZM171 3H172V1H170ZM183 2V3H182ZM115 2L113 1L112 2V4L111 5H115L114 4ZM171 3H169L168 2V4H166L167 5V7H169L171 10H172V7H170V6H168L169 4H171ZM210 3H213V5L211 4V6H210ZM149 4H151V3H148V6H149ZM178 4V3H177ZM180 4V3H179ZM181 4H184L183 6L182 5H178V6H182L181 8H182V10H181V8L180 9H178L179 11L181 10V11H183L184 13H181V14H186V13H188V12H186V11H190V13L191 12H196L197 13V16L196 15H193V13H192V15L193 16H191V20H190V23H192L193 24V19H194V17H198L199 18V16H198V14H203L204 15V13H202L203 11H206V9H209V7L213 10V12L212 13H214V14H212L211 13V11H209L212 15H215L216 14V17L214 18V19H216L217 18V14H222L221 15V18H219L220 19V23H219V19L218 20H214L213 21V17H212V15H210V14H207V15H210L211 16V23L213 22V23H216V24H214L215 26L217 25L218 26V24H217V22L220 24L219 26H218V28L216 27V29H218V30H216V29H214V31H213V33H212V35H211V37H217V35L215 36V33H216V31H218V33H219V35L221 36V34H222V36L223 37H221L222 39H224V42H222V41H217V42H222V43H224L225 44V40H226V38H227V36H228V40H226V41H228V46L226 47V48H223V45H221V43L219 44V45H221L222 46V48L224 49V50H226L228 47H230V48H232V47H234L235 45L237 46V48H236V46L233 48V49H236V51L237 52H235V50L233 51L232 49H230V48H228L229 50H232V51H229V52H234V54H233V56L231 57V61L230 60H228L227 58H225V59H227V61H226V63H228V62H230L229 64H222V65H224V66H226V68H228V70L230 69L231 71H233V72H235V71H237V69H238V73L239 72H243V70H246V72H247V76H253V75H255L256 77H257V75H256V70L258 71V72H262L263 71V69L264 68H262V66H258V64L257 65H254V64H256V63H258V62H264V0H213L212 2H206V1H204V0H193V2H192V0H181ZM104 5V3L102 4V6ZM105 5V6H106ZM110 5V6H111ZM116 5H117V3H116ZM124 5V4H123ZM156 5H158V4H156ZM176 5V4H175ZM100 6V5H99ZM109 6V7H110ZM120 6H122V5H120ZM147 6V7H148ZM151 6V5H150ZM153 6V5H152ZM109 7H107V8H109ZM122 7H124V6H122ZM143 7H144V5H143ZM143 7H142V9H143ZM146 7V9L147 10H149L148 8ZM161 7V6H160ZM159 7V8H160ZM176 7V6H175ZM174 6H173V8H175ZM97 8H98V6H97ZM99 8H101V7H99ZM111 8H113L112 6H111ZM151 8V7H150ZM153 8H154V6H153ZM164 8V9H163ZM163 8H160V9H163V10H165V7H163ZM176 8H179V7H176ZM175 8V9H176ZM94 9H96V8H94ZM118 9H119V7H118ZM145 9V8H144ZM168 9V8H167ZM170 9H168V13L165 11V13H167L168 14V16L170 15H172L171 16V18H173V19H171L170 18V16H169V18L171 19V20H173V22L175 21V22H178L179 24V26L178 27H180V24L182 25V24H186L187 23V19H186V15H188V14H186L185 16H184V18H180V16H178V13H177V15H176V12L178 11L177 9V11L175 12V14L173 13V14H170L169 13V10ZM174 9V10H175ZM102 10V9H101ZM103 10H105L106 11V9L104 8ZM150 10H152V9H150ZM170 10V11H171ZM93 11V10H92ZM96 11H97V9H96ZM153 11H154V9H153ZM157 11V10H156ZM145 12V11H144ZM158 12V11H157ZM172 12V11H171ZM174 12V11H173ZM208 12V11H207ZM206 12V13H207ZM91 14H93L92 12H90ZM98 13V12H97ZM148 13H150V12H148ZM152 13V12H151ZM155 13V12H154ZM180 13V12H179ZM87 14V13H86ZM89 15V14H88ZM96 15V14H95ZM104 15V17L106 18V16L108 17V18H112V14L111 15H109V13H107L106 14V16H105V14H101L100 16L101 17H99V19L100 18H103L102 16ZM153 15V14H152ZM155 15H156V13H155ZM154 15V17H158L157 15L155 16ZM165 15V14H164ZM164 15H162V16H164ZM173 15L175 16V17H179L177 20H175V17H173ZM180 15V14H179ZM206 15V17H207V19H210V18H208L209 16H207ZM111 16V17H110ZM162 16H160V20L162 21V22H164V20H162L161 19V17ZM167 16V17H168ZM188 16H190V15H188ZM187 16V17H188ZM181 17H183V16H181ZM205 17V18H206ZM104 18V19H105ZM108 18H107V21H108ZM163 18V17H162ZM168 18V20H170ZM189 18V17H188ZM193 18V19H192ZM204 18V16H203V18H201V16H200V19H205ZM109 19V20H110ZM165 20H166V17L164 18ZM195 19H197V18H195ZM88 20H90V25H89V28H88V30H86V26L85 25H88L89 24V22H88ZM94 20H96V19H94ZM206 20V19H205ZM205 20H203V21H201V20H199V22L201 21L202 23H199L198 22V20H196V22H194V23H196L197 24V27L199 26V24H200V29H198V28H196L197 30H201V25H202V28L203 29H208V27H209V29H211V25H210V23H209V25L210 26H208L207 24L208 23H206L205 22ZM102 22L101 23H103L104 21H106V20H104L103 21V19L101 20ZM192 21V22H191ZM210 20H208L207 22H209ZM215 21H217V22H215ZM85 22H86V24H85ZM87 22H88V24H87ZM158 22H160V21H158ZM188 22H189V19H188ZM93 23H94V25H95V23L96 24H98V22L97 21H93ZM100 23V24H101ZM106 23H108V22H106ZM167 23H170L171 24V22H167ZM199 23V24H198ZM213 23H212V25H213ZM84 24V25H83ZM115 24V23H114ZM163 28L165 27V25H167V27H168V24H166V22H165V24L163 25V23L161 24V23H159ZM169 24V25H170ZM173 24H175L176 25V29L178 28L177 27V24L176 23H173ZM195 24V25H196ZM85 27H83V26ZM174 25V26H175ZM187 25H190V24H186V26ZM195 25H190V27L192 26H194L193 28L191 27V29H194L195 28ZM222 25V26H221ZM83 27V31L85 30V32H87L88 31V33H83V35L84 36H82L81 37V39L80 38H78L79 39V41L77 42V41H75L76 39H77V36L76 35H78V33H81L80 35H78V37L79 36H81L82 35V32L80 31L81 30V28ZM91 26H93V24L91 25ZM155 26H156V24H155ZM157 26H158V23H157ZM156 26V27H157ZM160 26V27H161ZM172 26L173 25H170L169 27H171V29L170 30H168L169 32L173 29V30H175L174 32H176L177 30L176 29H174V27L172 28ZM215 26H213V27H215ZM80 27V28H79ZM161 27V29H163ZM169 27H168V29H169ZM183 27H185L184 25H183ZM188 27V26H187ZM190 27H188V29H189V31L191 30L190 29ZM212 27V28H213ZM42 28V29H41ZM166 28V27H165ZM186 28V27H185ZM184 28V29H185ZM38 29V30H37ZM43 31V34H41V36H40V31L41 30ZM46 31V33H45V31ZM49 30L50 31V33H49V31L47 32V30ZM50 29H56V32H57V30H59L58 32H61V33H58L57 35V37H55L54 36V38H52L53 36H51V35H53V34H51V33H53L54 32V30H50ZM74 29H76V32L74 31ZM77 29H80V30H77ZM157 29V28H156ZM159 29V28H158ZM160 29V30H161ZM184 29H182V26H181V30H184ZM187 29V28H186ZM196 29H194L197 33H194L193 34V32H194V30L192 31H190V34H184V36H187V38L186 37H184V38H186L187 39V41L189 40L190 42H191V40H193V47H195L196 46V43H197V41H198V45H200V43H202V42H206V40H205V38H207L208 37V35H210L211 34V32H206L205 30V33H203V34H205V35H202V33H200L199 31H197ZM202 29V30H203ZM208 29V30H209ZM222 29V30H221ZM40 30V31H39ZM61 30V31H60ZM70 31V33H69V31ZM71 30H73L72 32H71ZM165 30V29H164ZM163 30V31H164ZM180 30V29H179ZM202 30H201V32H202ZM211 30H213V29H211ZM78 31H80V32H78ZM163 31H160V32H163ZM167 31V32H168ZM186 31V30H185ZM189 31L187 32V33H189ZM221 31H223V32H221ZM36 32H37V34H38V32H39V34H38V36H37V34H36ZM65 32V33H64ZM74 32V33H73ZM165 32H166V30H165ZM166 32V34H170L171 36H172V34L171 33H173V32H171V33H167ZM179 32V31H178ZM177 32V33H178ZM180 32H183V31H180ZM180 32H179V35H180ZM225 32V33H224ZM42 33V32H41ZM47 33H48V35L50 34V37L47 35ZM192 33V34H191ZM208 33V34H207ZM70 34V35H69ZM71 34H75V36H72ZM112 34V33H111ZM159 34H161V36H163L162 34H164V33H159ZM166 34L164 35V36H166ZM174 34V33H173ZM206 34H207V36H206ZM217 34V33H216ZM227 35V34H229V35H227L226 37H225V35ZM55 35V34H54ZM176 35V34H175ZM181 35H183V34H181ZM190 35V36H189ZM214 35V36H213ZM160 36V35H159ZM170 36V37H171ZM189 36V37H188ZM205 36V37H204ZM220 36H218L217 37V39H219L220 38ZM37 37H38V39H37ZM47 38V39H45V40H47L46 42H44L45 44H43V42H42V40H44V38ZM70 37H72L71 38V40H73V38H74V41H75V43H76V45L79 43V45L77 46V48L75 47L76 45L74 44V43H72V45H68L67 44V42L65 41V39H69ZM169 36H167V41H168V38ZM173 37H175V36H173ZM178 38H179V36H177ZM183 37V36H182ZM181 37V38H182ZM204 37V38H203ZM210 37V36H209ZM208 37V38H209ZM225 37V38H224ZM48 38H49V40H53V41H51L50 43H52L51 45H53L54 43H55V41L56 40H59V42L60 43H62V42H66L65 44H64V46L66 45H68L69 46V49L71 48L72 50L74 49V48H76L75 50H77V52L78 53H76V55H75V51L73 50V51H71V49H70V51L72 52V55H71V53L68 51H65L66 50V47H65V50L62 48L61 50V52H62V54L64 53L65 55H64V57H63V55H62V57L61 58H59L60 56H59V46H61V44L59 43V42H56V45H57V43L58 44H60V45H55V48L57 49V51H56V49H55V51L57 52V54H56V58L57 59H61V60H63V59H65V61H63V62H61V63H63L64 64V67L66 68H64V67H61V68H64V71H63V69H61L60 67H57L56 66V68H59L58 70L55 68V65H57L58 63H60V62H58L59 60H57V62H55L54 64L55 65H53L52 66V64H51V62H49V64L47 63H44V64H46V65H49V67H47L46 65H44L43 64V62L41 63V62H39V64H42L41 65V68H40V66H39V69H37V70H39L40 71V69H41V74L43 73V70L42 69H44V68H42V67H45L46 66V70H44V71H46V73H48V72H50L51 71V73H52V68H53V73H55L54 72V70L56 71V72H58V74L56 75H53V76H55L54 77V79H53V77H52V74L51 75H49L48 77L50 78V77H52V79L51 80H49L48 81V79H46V78H48L46 75V73L44 72L43 74L46 76V77H44V75H43V79L41 78V74L39 75V71H37V70H35L36 68H38V63H37V60H36V58H34V57H36V56H38L37 55V53L34 51L33 53V55H32V51H33V48H34V50H37V49H35L36 47H38V46H33V48H32V51H31V53L29 52V50H31V44L34 42H41V44H39V46H40V48H39V52H44L45 53V56H43V58L44 59H47V58H50L51 60H52V58H54L55 56V54L54 53H56V52H53L54 51V49L52 50H50L49 48H52V46H49V48H47L48 49V51H46L45 50V45L46 44H49L50 45V43H49V41H48ZM50 38H52V39H50ZM56 38V39H55ZM76 38V39H75ZM162 38V37H161ZM177 38V39H178ZM180 38V39H181ZM183 38V39H184ZM54 39H55V41H54ZM172 39H174V38H171V40ZM176 38H175V40H177ZM182 39V40H183ZM186 39H184L183 40V42H185V43H187L185 40ZM204 39V41H201V40H203ZM212 39V38H211ZM211 39H208L209 40V42L207 41V43H205V44H209L210 45V42H214V40L216 41L217 39L215 38V39H213V41H210ZM222 39H220V40H222ZM36 40H38V41H36ZM62 40H64V41H62ZM160 40H164L165 41V38L163 37V39H160ZM175 40H172V42H173V44H174V42H175ZM181 40V41H182ZM62 41V42H61ZM164 41H161V42H163V44H165L164 43ZM48 42V43H47ZM166 42V41H165ZM168 42H170V41H168ZM177 42H179V44H178V47H176L177 49H179V47L181 48V47H183V43H181L179 40L178 41H176L175 43H177ZM200 42V43H199ZM216 42V43H217ZM83 43V44H82ZM91 43H93V46H94V44H96V46L97 47H99V45H98V43H100V42H98V43H96L95 41L94 42H91ZM91 43H90V45H91ZM107 43V42H106ZM105 43V44H106ZM180 43L182 44L181 46H180ZM189 43V42H188ZM187 43V44H188ZM216 43H215V45H216ZM24 44H26V45H24ZM62 44V45H63ZM73 44L75 45V46H73ZM105 44H103V46L105 45ZM170 44H171V42H170ZM170 44H167V42H166V47H167V49L170 47H172V46H170ZM172 44V45H173ZM195 44V45H194ZM204 43H202V45H203ZM212 44V46H213V43H211ZM218 44V43H217ZM30 46V48H28V46ZM35 45V44H34ZM177 45V44H176ZM175 44L173 45V46H176ZM197 45V46H198ZM202 45H200L199 47L200 48H198V47H196V48H192V49H189V50H191V52H192V50L193 49H196V51H197V49L199 50L200 49V51H201V47H202ZM226 45V44H225ZM24 46V47H23ZM27 46V47H26ZM43 46V47H42ZM67 46V47H68ZM73 48H72V47ZM96 46H95V48H96ZM169 46V47H168ZM186 46V45H185ZM190 46H191V43H190ZM218 45H216V47H217ZM46 47H47V45H46ZM79 47H81V48H79ZM164 47V46H163ZM166 47H164L163 48V50L166 48ZM205 47H206V45H205ZM215 47V48H216ZM220 47V46H219ZM219 47H217L218 48V51H219V49L221 48H219ZM26 48H28L29 50L27 51L26 50ZM42 48L47 52V54H49V56L51 55L52 56V58H51V56L50 57H47L46 58V52L45 51H43L42 50ZM53 48H54V45H53ZM91 48H92V46H91ZM175 48V47H174ZM204 48V47H203ZM202 48V49H203ZM212 47L210 46V48L209 49H211ZM215 48H212V50L210 51V50H208L209 51V53L210 52H212ZM217 48H216V50H217ZM221 48V50L219 51V52H217V51H213L214 52V54H220L221 52L223 53L224 51H222L223 49ZM41 49V50H40ZM68 49V48H67ZM83 49V50H84ZM173 49V48H172ZM182 49H186L185 50V53H187V52H189L188 50H187V48H185V47H183V48H181V50ZM206 49H207V47H206ZM227 49V50H228ZM63 50H64V52H63ZM90 50V49H89ZM92 50H93V53L95 52L96 53V51H94V48H92ZM91 50V51H92ZM108 50V49H107ZM171 50V49H170ZM184 50H182V51H184ZM204 50H205V48H204ZM203 50V51H204ZM38 51V50H37ZM49 51H51L52 53H50ZM164 51H167V50H164ZM179 50H177V52H178ZM187 51V52H186ZM195 50L193 51V52H196ZM203 51H202V53H203ZM207 50H206V52H208ZM65 52H67V53H65ZM74 52V53H73ZM85 52V53H84ZM98 52H100L99 54H98ZM103 52H106V51H103ZM109 52V51H108ZM107 52V53H108ZM172 52L173 53H170V54H174L175 53V50H172ZM176 52V53H177ZM191 52H189V53H191ZM192 52V53H193ZM198 52V51H197ZM194 53V55L196 56L195 58H194V60H192L193 59V57H192V59H190V56L192 55L193 56V54L191 53L190 54V56H189V59L190 60H192L191 62H193V61H195L196 60V58H197V61H199V54L200 53ZM213 52H212V54H213ZM228 51H227V53H229ZM69 53H70V55L71 56H73V55H75L76 57H77V54L79 55V53L81 54H83L84 53V55L86 54V57H89L88 59L84 56V55H82L81 57H80V59L78 58V59H76V57L74 56V58H72V59H69L71 56H69ZM91 53V52H90ZM164 53H168V55L166 56V57H169V56H171V55H169V52L167 51V52H164ZM179 53H183V56H184V52H179ZM204 53H205V51H204ZM221 53V55H223L222 57H220V58H222L221 60L216 56L215 58H217L218 59V61H216L215 62V65H214V62L213 61H215V59L213 58V56H212V54L210 53V56H212L211 58H213V61L211 62V60H210V56H209V61H207V58H205V60L207 61V63H205V67H206V64H207V69H210L209 67L211 66V68H213V69H217V65L218 64H221V63H223L222 62V60L224 59V56L226 55V53H225V55H224V53L222 54ZM66 54L69 56V58L68 59H66ZM101 54V51H97V57H99L98 55H100ZM105 54V53H104ZM104 54L103 55H101V57L102 56H104ZM188 54V53H187ZM197 54H198V56H197ZM218 54V55H219ZM232 54V53H231ZM36 55V56H35ZM42 55V54H41ZM44 55V54H43ZM88 55V56H87ZM93 57H95L94 55L95 54H91ZM106 55V54H105ZM121 55V57H122V53L120 54ZM180 55V54H179ZM182 55V54H181ZM180 55V56H181ZM204 55V54H203ZM205 55H207L208 56V54H205ZM40 56V55H39ZM54 56V57H53ZM67 56V57H68ZM80 56V55H79ZM174 56L176 57V54H174ZM180 56H177V57H179V58H177V60L179 59V60H183V58L182 59H180L181 57ZM182 56V57H183ZM185 56H186V54H185ZM184 56V57H185ZM202 55H200V58L202 59L203 57H201ZM220 56V55H219ZM228 56V55H227ZM227 56H225V57H227ZM229 56H231L230 55V53H229ZM41 57V56H40ZM105 57L106 56H104V58H103V61L102 60H100V61H98V60H96V58L94 59V60H96L97 61V63L98 62H102V65L104 64L103 62H105L106 60H105ZM107 57H108V59H107V61L111 58L108 54H107ZM106 57V58H107ZM120 57V56H119ZM119 57H116L117 59H119ZM125 56H123V58H124ZM165 57V54H164V58H166ZM172 57V56H171ZM206 57V56H205ZM42 58V57H41ZM115 58V59H116ZM173 58V57H172ZM188 58V57H187ZM229 58V57H228ZM32 59V60H31ZM36 60V63L34 62V65L36 66V67H34V65H32L31 63H33V60ZM38 60H39V57L37 58ZM83 60L82 62L83 63H85V61L86 60ZM97 59H99V58H97ZM101 59V58H100ZM111 59H113V57L111 58ZM110 59V62L111 63H113L112 61L114 60H111ZM121 59V58H120ZM119 59V60H120ZM189 59H184V60H187L186 62L188 63V64H186V65H190V63H189ZM29 60H31L30 62H29ZM40 60H43V59H40ZM105 60V61H104ZM163 60V59H162ZM161 60V61H162ZM166 60H168V58H166V59H164L163 61H166ZM203 60V59H202ZM17 61H18V63H20V62H22V63H24V64H26V62H28L30 65H32V69H33V67L35 68V69H33L32 71H36L37 73L35 74V72H30V75L32 76V78L30 77V79H28V77H27V64L24 66V64H23V66H21V65H19L20 66V68L16 65V68L18 69L19 68V74L17 75V77L16 78H18V79H15V77H14V75L12 74V73H14V71L16 70L15 69V66H14V62H16L17 63ZM47 61V60H46ZM49 61V60H48ZM67 61V62H66ZM74 61V62H75ZM95 61V62H96ZM106 61V62H107ZM160 61V62H161ZM169 61V60H168ZM206 61H204V62H206ZM220 61H221V63H220ZM67 64H66V63ZM81 62V63H82ZM87 62V61H86ZM89 62H92V64H95V63H93V61H89ZM88 62V64H90ZM106 62H105V64H106ZM179 62H181V61H179ZM184 62V61H183ZM202 63H203V65H204V62L203 61H201ZM15 63V64H16ZM17 63V64H18ZM53 63V62H52ZM57 63V64H56ZM81 63H78V64H81ZM96 63V64H97ZM162 63V62H161ZM165 63V62H164ZM201 63V64H202ZM216 63H217V65H216ZM224 63H225V61H224ZM13 66H12V65ZM28 64V66H30ZM50 64H51V67H50ZM66 64V65H65ZM78 64H75L76 66L78 65ZM86 64V63H85ZM88 64H86V65H88ZM92 64H90L91 65V67L90 66H88V68H91V69H89V72H90V70H91V72H97V70H94V69H92ZM107 64H108V66L110 65V63L109 62H107ZM107 64L106 65H104V66H106V68H107ZM159 64V63H158ZM166 64H167V62H166ZM191 64H194V63H191ZM210 64V65H209ZM212 64L214 65V66H216V67H212ZM81 65H84V64H81ZM98 66H99V64H97ZM96 65V66H97ZM164 66H165V64H163ZM195 65V64H194ZM196 65H198V64H196ZM230 65V66H229ZM242 65H246V67H248V68H245L244 66V69H242V68H240V66H242ZM12 66V67H11ZM80 66V65H79ZM98 66L96 67L97 69H98ZM159 66H161V64H159ZM167 66H169V64H167ZM182 66V65H181ZM192 65H190V67H191ZM199 66H201L200 65V62H199ZM209 66V67H208ZM219 66H221V65H218V71H220L219 69L221 68V70H223L224 68V66L223 67H219ZM227 66H229V67H227ZM255 66V67H254ZM257 66V67H256ZM73 67V66H72ZM84 67V66H83ZM81 67L82 69H80L79 67H78V69H80L82 72L80 73L79 71V73L80 74H82L83 73V75H85V77H87L86 76V72H88V69L86 68V67ZM100 67L101 66H99V71H98V74H99V72L101 71L100 70ZM110 67V66H109ZM108 67V68H109ZM183 67V66H182ZM193 67H195V68H198L197 66H192V69H193ZM205 67H203V66H201V67H199L196 71L197 72H199V74L197 73V72H195V74L197 73V75H195V74H192L193 72L192 71H190L189 69V71L188 70H185L184 72H187V73H189L190 74V72H192L191 73V77H192V75H193V78H192V83L194 84V83H196V81H198V79H197V76L199 75V76H202L201 78H204L203 76H205V73L207 72H205L204 71V69L203 68H205ZM11 68H14L13 70H12V73L10 72L11 71ZM29 68V67H28ZM47 68H51V69H47ZM74 68H76L77 69V67H75L74 66ZM102 68H104V67H102ZM108 68H107V70H108ZM223 68V69H222ZM77 69V70H78ZM83 69L86 71H84L83 72ZM87 69V70H86ZM119 69H122V67L121 68H119ZM118 69V70H119ZM162 69H163V66H162ZM166 69V68H165ZM186 69V68H185ZM191 69V70H192ZM203 69V70H202ZM213 69H210V70H208V71H212L213 72ZM215 69V70H216ZM240 69H242L241 71H239ZM31 70V69H30ZM47 70H48V72H47ZM50 70V71H49ZM69 70H70V72H71V70L72 69H70V67H69ZM75 70V69H74ZM92 70H94V71H92ZM104 70V69H103ZM124 69H122L121 71L122 72H124L123 71ZM204 71L203 72V75H201L200 74V72H202V71ZM228 70L226 69V71L225 70H223V73H222V71H220L222 74H219L218 76H220V77H223L224 76V73L225 72H228ZM249 70H250V72H249ZM251 70L252 71H254V73H252L251 72ZM73 72H75V71H73ZM77 72V71H76ZM91 72H90V75L91 76H89V78L90 77H94V76H96V75H94V74H97V73H93V76H92V74H91ZM104 72H105V70H104ZM126 72V71H125ZM217 72V71H216ZM241 72V74H243ZM246 72L244 71V74H246ZM18 73V72H17ZM28 73H29V71H28ZM69 73V71L67 70V73H66V76H67V74ZM79 73H75V74H77V76H78V74ZM128 72H126V74H127ZM214 74H215V72H213ZM232 73V72H231ZM248 73H250V75H248ZM20 74H21V76H20ZM25 74V76L24 77H27V78H24L23 77V75ZM33 74H35V75H39L40 76V78H38L39 76H34ZM63 74V73H62ZM88 74V73H87ZM97 74V75H98ZM101 74H102V72H101ZM171 74H173V73H171ZM213 74V75H214ZM237 73L235 72V75H236ZM243 74V75H244ZM258 74V73H257ZM29 75V74H28ZM74 77H75V75L74 74H72ZM103 75V74H102ZM101 75V76H102ZM125 75V74H124ZM127 75H129L130 76V74H127ZM206 75H210L211 76V74L209 73L208 74V72L206 73ZM221 75H223V76H221ZM233 77L235 76L233 73L231 74ZM238 75V74H237ZM236 75V76H237ZM19 76V77H18ZM33 76L35 77V79H37V81H39V79H40V81L43 83H45V81H46V83L45 84H47L46 86L45 85H41V88H40V85H39V82H37L36 80L34 81H32L31 79H34L33 78ZM63 76H64V74H63ZM62 76V78H64ZM66 76H65V78H66ZM71 76V74L69 73L68 74V78ZM82 75H80V77H81ZM105 76V75H104ZM129 76H128V78H129ZM172 76V75H171ZM188 76V75H187ZM194 76H196V81L194 80ZM216 76V77H215ZM215 76L214 77H211V78H218V76H217V74H215ZM230 76V75H229ZM229 76H227V74L225 73V77H228L229 78ZM235 76V77H236ZM61 77V75L59 74V77H57L58 79ZM79 76H78V78H80ZM84 76H82V78H80L79 80V82L81 83V82H83V83H81V86H80V84H77L78 85V89L76 90V92L75 93H81L82 95H84V93L86 92V94H88V93H92V92H94L95 93V95L97 94V93H99V94H101L100 92H102L103 90L102 89H100L99 87H98V83H96L95 81L96 80H94V79H92V81L94 80V82L96 83V85L94 84V83H92V85H90V80H87V82L89 83V85H82V84H84V81H85V83H86V78H85ZM97 77H99V78H101L100 77V75L99 76H97ZM189 77V76H188ZM208 77V76H207ZM206 77V78H207ZM231 77V76H230ZM234 77V78H235ZM239 77H242V75H240L239 74V76H237V78H239ZM68 78L65 80L66 82H68ZM84 78V79H83ZM172 80H173V82L174 81H176V77H173L172 76ZM176 78V79H175ZM210 78V77H209ZM208 78V79H209ZM224 78V77H223ZM237 78H236V80H237ZM248 78H250V77H248ZM75 79H77V78H75ZM73 77L71 78V80H72V82H71V80H70V78H69V82H71V83H73V82H75L76 80H75ZM81 79H83L82 81H81ZM130 79V78H129ZM128 79V80H129ZM151 79H153V78H150V80ZM219 79V78H218ZM227 79V78H226ZM17 80H18V82H17ZM30 80V81H29ZM42 80H45V81H42ZM59 80H61V78L59 79ZM58 80V82L60 83V85L64 82L63 80L64 79H62V81H59ZM149 80V78H147V80L146 81H148ZM150 80H149V82H150ZM178 80V79H177ZM204 80H205V78H204ZM203 80V81H204ZM212 80V79H211ZM210 80V81H211ZM221 82H219L220 84H222V85H224L223 83H225V82H222V79H219ZM225 80V79H224ZM241 80V79H240ZM249 80V79H248ZM117 81V80H116ZM152 81V80H151ZM202 81V82H203ZM207 81V84L205 83V81L203 82V83H205L206 84V87L210 84H208V81L209 80H206ZM29 82L31 83V84H29ZM55 82V84H56V81H54ZM54 82L52 81V84H54ZM77 82H78V79H77ZM76 82V83H77ZM98 82V81H97ZM148 82V83H149ZM234 82V81H233ZM236 82V81H235ZM245 82V81H244ZM251 81H249V83H250ZM254 82H255V80H254ZM34 83H35V85H36V83L39 85V89L43 92V95L41 94L42 92H40V94H41V98L47 103V105L48 106H46V104L44 103V104H42V106L44 107V110H46V111H44L43 112V110H42V113L43 114H45V115H43L44 117L46 116V115H49V114H51V115H49L47 118L45 117H43L44 119H42V118H39V114H42L41 113V111L39 110L40 108V106H41V104L39 103V102H41L42 101V99L40 100V101H38L37 100V98H35L37 101H35L34 99L32 100V98L31 97H35V93H36V95H37V92L39 91H37V92H35L38 88L37 87H35V85H34ZM58 83V84H59ZM65 83V82H64ZM63 83V84H64ZM71 83H69V84H71ZM75 83V84H76ZM115 83V82H114ZM114 83H111V84H114ZM148 83H147V85H148ZM151 83V82H150ZM154 83V80H153V82L151 83V84H153ZM191 83V84H192ZM199 82H197L196 84H194L193 86L195 87V85H196V87H198V85L200 84H198ZM213 83V82H212ZM212 83H211V86H212ZM226 83H228V81H226ZM230 83H232V82H230ZM51 84V85H52ZM57 84V85H58ZM75 84H72V86L74 85V86H76L75 88H73L72 87V89H76L77 88V85H75ZM87 84V83H86ZM115 84H117V83H115ZM112 85V86H114V88L113 89H115L116 87L115 86H117V85ZM177 85V83L175 82L174 84L172 83V88L173 87H175L176 85ZM179 84V86H176V88H171L170 90H168V91H172V92H174V90L175 89H178L177 91H178V93H179V91H180V94L179 95H177L176 93L174 94H171L170 92H168V94H171V98H170V95H168L167 94V91L165 92L164 90H161V91H164L168 96H169V98L168 97H166V99H167V101H166V99H163L164 97L163 96H161V98L163 99V101H161V100H159L160 102H158L157 104L159 105V104H161V106H163V104L162 103H164V106H166V107H169L168 106V104H169V102L168 101H171L170 103H171V105L173 106V104H174V106H176L175 105V103L176 102H174V103H172L173 102V100L174 101H179V98H182V97H184V94H186V93H188L189 91H190V89H189V86H187L186 84V87L184 86V84L182 85L183 86V88L185 87V88H187L188 87V89H186V93L184 92V90H185V88L183 89H180V88H178V87H182V86H180V83H178ZM191 84H189L190 85V87H191V90H192V87L193 86H191ZM205 84H201V85H205ZM218 85V86H221L222 88H224L222 85ZM235 84H237V83H235ZM244 84V83H243ZM246 85H247V83H245ZM28 85H30V88L31 89H36L35 91H34V94H32L31 93V95L32 96H28V94L30 95V92L29 93H25L28 97H29V99H28V101H26L25 102V106H23L24 105V101L25 100H23L25 97V95H23L22 97H23V99H22V97L21 96H19V94L18 93H20V94H23L28 88H29V86ZM34 85V86H33ZM60 85H58V87H60ZM66 85H67V83H66ZM66 85H64V86H66ZM110 85V84H109ZM234 85V84H233ZM251 85V84H250ZM33 86V87H32ZM48 86H50V85H48ZM67 86H69V85H67ZM66 86V87H67ZM71 86V85H70ZM100 86H102V85H100ZM111 86V87H112ZM153 86V85H152ZM202 86V87H203ZM211 86L209 87L208 86V88H204L205 90L207 89V91H208V89L209 88H211ZM218 86H216L217 88H218ZM225 86H227L226 84H225ZM230 86V85H229ZM26 87V88H25ZM35 87V88H34ZM55 87V86H54ZM53 87V88H54ZM201 87V86H200ZM201 87V88H202ZM215 87V86H214ZM215 87V88H216ZM242 88H243V86H241ZM241 87H239V88H241ZM21 90H23L22 92L23 93H21L20 91V89ZM23 88H25L26 90H24ZM52 88V87H51ZM50 87L48 88V91H49V89H51ZM61 88H63V90L65 89V91H64V94H66V98H67V96H68V99H70V103H68V105L70 104L71 105V103L73 102H71V100L74 98V97H77L78 95L77 94H75L74 93V91H72L74 94H68V93H65V92H69V93H71L70 91H66V89L67 88H65V87H62L61 86ZM152 88V87H151ZM202 88V90H204ZM31 89H30V91H31ZM69 89H71V88H68L67 90H69ZM107 90H105L104 89V92H107V91H109V92H107V93H112V90L109 88V87H107L106 88ZM160 88H156V90L155 89H153V90H151L150 92H152L153 91V93H154V96H158L160 93H157V90H159ZM195 89V88H194ZM193 89V90H194ZM221 89V88H220ZM245 89V88H244ZM47 90V89H46ZM55 90H57V89H55ZM62 91L60 88L58 89V91ZM167 90V89H166ZM197 90H198V88L196 89V91H195V93L197 92ZM232 90V89H231ZM19 91V92H18ZM51 91V90H50ZM49 91V92H50ZM115 91V90H114ZM117 91V90H116ZM148 91V90H147ZM146 91V92H147ZM209 91H211V90H209ZM27 92V91H26ZM32 92V91H31ZM52 92H53V89H52ZM55 93H57V91H54ZM53 92V93H54ZM104 92H102V93H104ZM149 92V95L151 96L152 94ZM160 92V91H159ZM163 92V93H164ZM175 92H176V90H175ZM182 92H184V94H183V96L182 97H180V95L182 94ZM192 92H194V91H192ZM192 92L190 91L189 93L191 94V95H189V98H190V96H192L193 94H192ZM204 92V91H203ZM202 92V93H203ZM48 93V92H47ZM53 93H51V94H53ZM94 93H92L91 95L92 96H86V94L84 95V96H86V97H93L94 98ZM107 93H106V95H107ZM110 93V95H107L106 97H108V100H110V98H109V96H112L113 95V93L111 94ZM148 93V92H147ZM157 93V94H156ZM160 94V95H164V96H167V95H165V93L164 94ZM188 93V94H189ZM195 93H194V95H195ZM50 94V95H51ZM114 94H116V93H114ZM199 94H200V92H199ZM198 94V95H199ZM216 94V93H215ZM49 94H48V96H50ZM74 95V97L72 98V96ZM80 95V94H79ZM102 95H105V93L104 94H102ZM102 95H101V98H102ZM160 95H159V99H161L160 98ZM174 95H177L179 98L178 99H176V96H175V98L173 99L172 97ZM38 97H39V95H37ZM44 96H46V94L44 95ZM81 96V95H80ZM84 96H82V97H84ZM97 96H98V94H97ZM96 96V97H97ZM115 96V95H114ZM119 96V95H118ZM118 96H116L117 98H118ZM27 97V98H28ZM65 97V96H64ZM72 99H71V98ZM79 97V96H78ZM77 97V98H78ZM104 97V96H103ZM113 97V96H112ZM115 97V98H116ZM151 97H153V96H151ZM188 97V95H186L185 96V98H182L183 99V101H182V99H181V101H179V102H181L182 103V105L184 104H188V102H193V99L195 100L196 98H192V100L190 99V101L188 100L187 101V103H185V101L187 100L186 98ZM193 97V96H192ZM194 97H196V96H194ZM21 98V99H20ZM26 98V99H27ZM31 98V99H30ZM97 98H99V97H97ZM115 98H113V103H114V100H117V99H115ZM119 98H120V96H119ZM157 99H158V97H156ZM188 98V99H189ZM79 99H80V101H79V105H75L74 107H75V110H77L78 109V107L80 106V103H81V101H82V98H80L79 97ZM83 99H85V98H83ZM92 99V98H91ZM89 100V101H86V103H84V105L85 104H88L87 102H90V101H92V100ZM106 99V98H105ZM105 99H104V101H105ZM171 99H173V100H171ZM184 99H186V100H184ZM67 100V99H66ZM74 100V99H73ZM86 100V99H85ZM107 100V101H108ZM120 100V99H119ZM118 100V101H119ZM213 100V99H212ZM23 101V102H22ZM32 102V104L31 105H33L35 102H38L37 104H40V105H33L34 107H36V108H34V107H31V105H30V103L28 104V102ZM35 101V102H34ZM75 102L77 101V100H74ZM84 101V100H83ZM94 101H95V99H94ZM94 101L92 102V103H94ZM98 101V100H97ZM111 101V100H110ZM145 101V100H144ZM196 101V100H195ZM194 101V103H193V107H195L194 106V104L196 103ZM34 102V103H33ZM43 102V101H42ZM54 102V101H53ZM55 102H57L58 103V101H55ZM66 102H69V100H67ZM65 102V103H66ZM75 102H73V103H75ZM99 102H100V99H99ZM120 102H121V100L119 101V104H120ZM148 101L146 100V103H147ZM167 102V103H166ZM179 102H177V104H180ZM184 102V103H183ZM64 103V104H65ZM91 102L89 103V104H92ZM96 103V102H95ZM106 103H108L107 104V108H109V109H111L110 111H111V113H113L114 115H117V112H118V115H117V117L118 118H116L114 115H113V119H118V121H116V122H119V117H121L122 115H121V113H120V115L121 116H119V112H120V110H121V108H122V112H123V110L125 109V107H127V106H123L122 104H120V105H122L123 107H119L118 109H119V111H117L116 113H114L113 111H116V107H115V103L113 104L112 103V105L114 106V109H113V107H111L110 108V106L108 107V105H111V102H106ZM88 104V105H89ZM97 105H98V102L96 103ZM96 104H93V106L92 107H94V105H96ZM100 104L102 105V107H105L106 105H104V104H102V102H100ZM99 104V105H100ZM166 104V105H165ZM191 103H189L188 105L189 106H183L182 107V105H179V106H181L182 108H184V111H185V109H186V112L188 111V109L191 107V105H190ZM68 105H67V103H66V105H63L64 106V108L66 107L67 108V110L69 109L68 108ZM82 105V104H81ZM88 105H86L87 106V109H86V107H85V110H88ZM99 105L98 106H95V107H99ZM104 105V106H103ZM111 105V106H112ZM41 106V107H42ZM46 106V107H45ZM58 106L59 105H57V107H56V109H58ZM72 106H73V104H72ZM72 106H69V107H71L72 108ZM83 106V105H82ZM160 106V107H161ZM43 107H42V109H43ZM48 107V108H47ZM81 107V106H80ZM102 107H101V110H102ZM147 107H149V106H147ZM159 107V108H160ZM166 107H161L162 109H163V111H165L164 109H166ZM176 107H178V106H176ZM189 107V108H188ZM66 108H65V111L66 112H68L67 110H66ZM83 108V109H82ZM124 108V109H123ZM160 108V109H161ZM170 108H171V106H170ZM175 108V107H174ZM180 108V107H179ZM182 108H180L181 110H182ZM34 109V110H33ZM73 109V108H72ZM80 109H82V110H84V107H81V108H79V110ZM90 109H91V107H90ZM93 110L95 109V111L97 110L98 111V109L97 108H92ZM91 109V110H92ZM117 109V110H118ZM130 109H133V108H130ZM130 109H128V110H130ZM152 108L150 107V110H151ZM160 109H158V110H160ZM193 109H195V108H190V111H188V112H191ZM38 110V111H37ZM69 110H71V109H69ZM91 110H89V111H91ZM98 111L96 114H95V116L93 115V114H89V113H91V112H87V114H89V115H87L86 116V114H84V111H81V113H83L84 115V117L86 116V117H90V118H92L93 116V118H99V122H101L100 120H102L103 118L105 119V114L104 113H106V117H107V115L109 114H107V112L105 111L104 112V109L102 110V111ZM105 110H106V108H105ZM113 110V111H112ZM125 110H127V109H125ZM127 110V111H128ZM134 110V109H133ZM149 110V109H148ZM149 110V111H150ZM154 110H156L157 111V109H154ZM167 110V109H166ZM170 110V109H169ZM169 110H167V111H169ZM52 111V112H51ZM72 111V110H71ZM95 111H92L93 113L95 112ZM107 111H108V109H107ZM149 111H146V112H148V115L149 114H151V113H153L154 111H150L151 113H149ZM184 111H180V112H177V114L175 113V114H173V116H171L170 117V114H169V116L168 117H170V120L172 121V123L171 124H169L170 122L169 121H167V119L169 120V118H164L165 120H166V124H165V122H163V121H165L164 119L162 120V119H160V120H162V122H163V124L162 123H158V125H160V130L161 129H163L164 128V125H167V126H165L166 128H168L167 130H166V128L164 129L165 131H169L170 133L168 134V132H166L167 133V137H168V135L169 136H172L171 138H169V141H171L170 142V146H169V148H171L172 146H171V144H176V145H180L179 143H175V140H176V142H177V140L179 139L180 140V143L181 142H187V144H185L186 146H182V145H180L178 148H176L175 147V149H176V151H178L177 149H179L180 147H183V150L184 151H182L181 149H180V151L179 152H177L178 154L180 153L181 155H182V157H183V154L182 153H185L186 152V149L188 148V146H190V145H194V143H192V141L190 142V140H192V138L194 137V135L193 136H191L192 134V132H194V130H191L192 129V127H190L189 128V126H191L190 125V123L189 122H187V121H185V117H187V119H188V116L186 115V114H188V113H186V112H184ZM65 112V113H66ZM78 113V110L77 111H75V113ZM132 111H130L129 112V114L131 113ZM135 112V111H134ZM138 112H140V111H138ZM137 112V110H136V114L138 113ZM145 112V111H144ZM145 112V113H146ZM158 112V111H157ZM159 112H162V111H159ZM207 112V111H206ZM39 113V114H38ZM49 113V114H48ZM68 113H70L71 114V112H68ZM74 113V114H75ZM86 113V112H85ZM110 113V114H111ZM124 113H128V112H124ZM144 113V114H145ZM155 113L156 112H154V114H153V116H155V117H153V118H156L157 120H159V114H157V116L159 117V118H157L156 117V115H155ZM171 113V112H170ZM180 113V114H179ZM183 113H186L185 115L183 114ZM38 114V115H37ZM67 114V113H66ZM129 114H127L126 115V117H128L129 118V116H130V118H131V115H129ZM132 114V113H131ZM172 114V113H171ZM181 115V114H183L182 115V117H180L179 115ZM190 114H192V113H190ZM190 114H188L190 117H191V115ZM72 115V117H73V114H71ZM77 115V114H76ZM81 115V116H80ZM93 115V116H92ZM97 115V116H96ZM138 115V114H137ZM139 115H143V114H139ZM147 115V116H148ZM166 115V114H165ZM179 116V117H177L176 118V120L178 119V120H180V121H175L173 118H175L176 116ZM193 115V114H192ZM41 117H42V115H40ZM75 116V115H74ZM80 116V117H79ZM79 116H77L76 118L77 119H79V118H81V117H83L82 116V114H80L79 113ZM140 116V117H141ZM144 116H146V115H143V117H141V119L142 118H145ZM167 116V115H166ZM175 116V117H174ZM185 116V117H184ZM112 117V116H111ZM115 117V118H114ZM123 117H124V114H123V116L121 117L122 119H123ZM125 117V118H126ZM135 116H134V114H133V117L130 119L131 121H132V119H135L134 118ZM189 117V118H190ZM75 118V120H77ZM92 118V119H93ZM95 118V119H96ZM147 118V117H146ZM150 118H152L151 116H150ZM150 118H147V120L149 119L150 120ZM181 118H183L184 120H181ZM192 118H194V117H192ZM208 118V117H207ZM40 119L43 121V124H41L40 122H42V121H40ZM45 119H46V123H47V126H48V128H47V126H46V123L44 124V122H45ZM70 119V118H69ZM85 119V118H84ZM110 119V117L109 118H107V122H106V124H109V122L108 121H110L109 120ZM115 119V120H116ZM122 119H120V121L122 120ZM140 119V121H142ZM156 119H155V122H153V123H157L156 122ZM74 120V121H75ZM81 120V119H80ZM83 120V119H82ZM88 120V119H87ZM86 120V121H87ZM112 120V119H111ZM123 120H125V119H123ZM122 120V122H124ZM130 120H127V118H126V122H128V121H130ZM135 120H139V116H137V119H135ZM132 121V122H135L136 123V121ZM152 120V119H151ZM150 120V121H151ZM159 120V122H161ZM191 120V118L188 120V121H190ZM36 121H37V123H38V125H37V123H36ZM50 121V122H49ZM85 120H83V122L84 123H86V124H89V121H91L90 119H89V121L88 122H86ZM106 121V119L103 121V122H105ZM114 121V120H113ZM129 122V124L132 126V125H134L135 123H132V122ZM145 121V123L147 122L146 120H144ZM150 121H149V123H150ZM154 121V120H153ZM175 121V122H174ZM183 121H185V122H187L188 124H189V126H188V128L186 129L185 127L188 125L187 123H184L183 124V126H185V127H183L182 129L184 130L185 129V131H183V130H181V127H182V122ZM192 121H194V119H192L190 122L192 123V125L194 126V124H193V122ZM77 122H79V120L77 121ZM82 121H81V123H83ZM92 122V121H91ZM94 122V121H93ZM95 122H96V120H95ZM112 122V121H111ZM115 122V121H114ZM114 122H112V123H114ZM115 122V124H117ZM139 122V121H138ZM137 122V124H139ZM143 122V121H142ZM152 122V121H151ZM168 122V123H167ZM174 122V123H173ZM180 122V124H178ZM36 125H35V124ZM97 123H98V120H97ZM102 123V122H101ZM144 123V125H146V124H148V122L145 124ZM177 123V125L175 126L174 124H176ZM45 125L46 126V129H44L45 128V126L43 127V131H42V129H41V133L43 134V135H41V137L43 138V140H46V141H42V139H40V135H39V126L41 127V125ZM52 123H50V125H51ZM93 125L94 124H96V123H92ZM103 124V123H102ZM106 124L104 123V126H106ZM115 124H113V126L115 125ZM118 124H122V123H118ZM125 125H126V123H124ZM128 124V123H127ZM143 124V123H142ZM90 125V124H89ZM100 125V124H99ZM111 125V124H110ZM123 125V124H122ZM130 125H127V126H130ZM154 125V124H153ZM157 125V124H156ZM170 125H174L173 126V128L174 129H171V127H170ZM181 125V126H180ZM35 126V127H34ZM38 126V127H37ZM52 126V125H51ZM100 126H102V125H100ZM112 126V125H111ZM111 126H108L107 125V128H109V127H111ZM130 126V127H131ZM135 126H137L136 124H135ZM147 126V125H146ZM145 126V127H146ZM149 126H150V124H149ZM149 126L147 127V128H149ZM152 126V125H151ZM150 126V127H151ZM163 126V127H162ZM179 127V129H177L180 133L181 132H184V133H182V134H184V137L183 136H180V133H178V132H174L173 130H176V128H178ZM97 127H98V124H97ZM103 127V126H102ZM102 127H100V128H102ZM118 127H119V125H118ZM133 127V126H132ZM209 127V126H208ZM55 129L56 131H55V133H53L52 134V132H54V130L52 131L51 129ZM100 128H98V129H100ZM106 128V127H105ZM114 128H115V130H118V128H117V126H114ZM117 128V129H116ZM134 128L135 127H133L132 129L134 130ZM138 128V127H137ZM137 128H135V130H139V129H137ZM153 128H159V126H157V127H153ZM153 128H151L152 130H153ZM194 128V127H193ZM95 133H99L98 131H96L97 130V128H96V126H95ZM150 129V130H151ZM154 129V130H155ZM169 129H171V131L169 130ZM47 130V131H46ZM103 130H106V133H107V129H103ZM109 130H111V129H109ZM115 130H114V132H115ZM133 130H131L132 131V133H128V134H133L134 133V131ZM149 129L148 130H145V132L147 131V133L145 134V132L143 133L144 135H147L148 136V131H150ZM158 130V132H159V129H157ZM181 130V131H180ZM186 130H189L190 131V134H187V135H189V136H185V134H186ZM52 131V132H51ZM67 131V130H66ZM66 131H64V132H66ZM91 131V130H90ZM101 131V130H100ZM112 131H113V128H112ZM111 131V132H112ZM121 131H124V130H120V132ZM144 131V130H143ZM165 131L163 132V133H165ZM189 131H188V133H189ZM192 131V132H191ZM44 132V133H43ZM92 132V131H91ZM103 132V131H102ZM110 132V133H111ZM126 131H124L122 134H121V136H123V134L125 133ZM140 132V131H139ZM150 132H153V131H150ZM149 132V133H150ZM154 132H156V131H154ZM95 133H94V135H95ZM101 133V132H100ZM116 133H118V132H116ZM126 133V134H127ZM135 133H136V131H135ZM142 133V132H141ZM172 133H175L176 135L178 134V136H176L175 134V136H174V138H173V135H172ZM59 134V133H58ZM58 134H57V136H58ZM101 134H103V133H101ZM101 134H100V136H98V138L99 137H103V136H101ZM109 134V133H108ZM111 134H113V133H111ZM120 134V133H119ZM126 134H124L125 135V138L128 136V135H126ZM153 134V133H152ZM157 135H158V133H156ZM181 134V135H182ZM194 134V133H193ZM90 135V134H89ZM98 135V134H97ZM113 135H116V134H113ZM131 135H129L128 137H130ZM137 136H138V134H136ZM140 135V134H139ZM160 135V134H159ZM162 135V136H161ZM161 137L160 138H162L164 135L161 133ZM50 136V137H49ZM53 136H55V138L53 137ZM93 136V135H92ZM112 136V135H111ZM111 136H109V137H111ZM117 136H118V138H115V136H114V138L116 139V142L118 141V142H121L120 140H118V139H121V140H123V138H124V136L122 137V138H119V135L117 134ZM132 136H135L134 134L132 135ZM137 136H135L134 138H136ZM141 136V135H140ZM139 136V137H140ZM147 136H142V137H147ZM152 136V135H151ZM165 136H166V134H165ZM165 136H164V138L163 139H165ZM179 136H180V138H179ZM89 137H91V136H89ZM107 137V136H106ZM105 137V135H104V138H106ZM127 137V138H128ZM138 137V138H139ZM142 137H141V140L138 142L137 140H139L138 138L135 140V139H133V140H131V142H133L134 140H135V142L134 143H136V142H138V143H140L141 141H142ZM159 137V136H158ZM183 137V138H182ZM126 138V139H127ZM131 138V137H130ZM148 138V137H147ZM150 138V137H149ZM149 138L148 139H146V140H144L145 142H147L148 140H149ZM153 138H155V136H153L152 138H151V140L153 139ZM178 138V139H177ZM55 139H57V140H55ZM90 139H92V137L90 138ZM94 139H96V138H94ZM93 139V141H95ZM101 139V141H102V139L103 138H100ZM132 139V138H131ZM157 139V136H156V138L155 139H153L152 141H154V140H156ZM166 139H168V138H166ZM170 139H174V141H172V140H170ZM183 139V141H181ZM54 140L55 141H57V142H54ZM125 140V139H124ZM185 140V141H184ZM204 140V139H203ZM90 141V140H89ZM92 141V140H91ZM90 141V142H91ZM127 141V144L128 143H130V142H128V140H126ZM126 141H123L124 143L126 142ZM130 141V140H129ZM151 141V142H152ZM158 141H160V139L158 140H156V142H158ZM165 141V140H164ZM167 141V140H166ZM165 141V142H166ZM194 141V140H193ZM98 142V141H97ZM96 142V143H97ZM100 142V141H99ZM111 142V141H110ZM117 142V143H118ZM143 142V141H142ZM173 142V143H172ZM179 142V141H178ZM188 142H189V144H188ZM57 143V144H58ZM61 144H62V142H60ZM59 143V144H60ZM64 143V142H63ZM93 143V142H92ZM91 143V144H92ZM95 143V142H94ZM104 143V142H103ZM103 143H101V144H103ZM138 143H136V144H133V146L134 145H136L137 147H142V145L141 146H138ZM150 143V141H148V143H146V144H144V143H142V144H144V146L145 145H148ZM158 143H160V142H158ZM163 143V140L161 141V144ZM168 143V142H167ZM167 143H165V147H166V144ZM47 144V145H46ZM48 144H50V146L48 145ZM57 144H55V146L57 145ZM57 145L58 147H60V145ZM89 144V143H88ZM91 144H89V145H87L88 147L89 146H91ZM100 144V145H101ZM119 144H121V143H119ZM123 144V143H122ZM126 144V145H127ZM153 144H155V142L153 143ZM159 145L161 148L160 149H163V150H166V148H167V151H169L168 150V147H164L163 148V144L162 145ZM183 144V145H184ZM207 144V143H206ZM53 145V146H52ZM64 145V144H63ZM94 145V144H93ZM92 145V146H93ZM99 145V146H100ZM126 145H123V146H126ZM130 145V144H129ZM140 145V144H139ZM150 145H152V143H150ZM62 146V145H61ZM98 145L97 146H94L93 148H97V147H99ZM128 146V145H127ZM58 147H56V148H58ZM101 147V146H100ZM129 147V146H128ZM132 147V146H131ZM129 147L132 151H133V149H134V147ZM148 147H149V145H148ZM148 147H143V150H145L146 148H148ZM174 147V146H173ZM172 147V148H173ZM186 147V148H185ZM197 147V146H196ZM79 148H83L82 146L81 147H79ZM79 148H77L78 150H79ZM84 148H87V147H84ZM150 148H151V146H150ZM153 148V147H152ZM193 149H194V147H192ZM89 149H90V147H89ZM92 149V148H91ZM105 149V148H104ZM114 149V148H113ZM119 149V148H118ZM118 149H116V151L118 152ZM135 149H136V147H135ZM140 149V148H139ZM138 148L136 149V150H139ZM160 149H158L157 147H156V149H154L155 150V152H154V154L153 155H157V154H159V155H161V153H162V151L160 150ZM191 149V148H190ZM189 148H188V150H189V152H191V150H190ZM200 149V148H199ZM56 150V149H55ZM58 150L60 151V149L58 148ZM58 150H56V151H58ZM88 150V149H87ZM101 150H103V148L101 149ZM106 150V149H105ZM105 150H103V151H105ZM135 150V151H136ZM143 150H141L140 149V151H141V154H143L142 152H143ZM171 150H174V148L173 149H170V151ZM187 150V151H188ZM59 151H58V154H60L59 153ZM87 153V152H84V151H86L85 149H84V151L81 149L80 151H77V153H78V155H79V152L81 153L80 155H83V153ZM88 151H90V150H88ZM114 151V150H113ZM116 151H114L113 152V155L114 154H116L115 152ZM121 150L119 149V153H121L120 152ZM131 151V152H132ZM150 152V154H151V151L149 150V148H148V150L147 151H145L144 153H145V155H147V157L150 155L149 153V155L147 154V152ZM156 151H160L159 153L157 152L156 153ZM166 151V152H167ZM176 151L174 152V155L173 156H175L176 154ZM203 151V150H202ZM74 152L76 153V150H74ZM123 152V151H122ZM124 152H126V151H124ZM164 152V151H163ZM166 152H165V154H166ZM193 152V151H192ZM191 152V154H193ZM72 153H73V151H72ZM77 153H76V155H74V154H72V155H74L73 156V159L75 158V156H76V159H77ZM116 154L117 155V157L119 158L120 157V155L121 154ZM134 152H132V154H133ZM138 154H140L139 152H137ZM57 154V155H58ZM103 154V153H102ZM111 154V153H110ZM127 154V156L126 157H128V154L130 155V156H133L132 154H130V152H128V153H126ZM173 154V153H172ZM177 154V155H178ZM179 154V155H180ZM186 154V153H185ZM188 154V157L190 156L189 155V153H187ZM187 154H186V156H187ZM199 154V153H198ZM71 155V153H70V155L69 156H72ZM112 155V154H111ZM116 155H114V156H116ZM156 155H155V157H154V159L156 158ZM166 155H169V153L168 154H166ZM165 155V156H166ZM170 155H171V152H170ZM85 156V155H84ZM84 156H79V158L78 159H81L80 161L82 162V160L83 159H85L86 157H84ZM102 156V155H101ZM100 156V158H102ZM104 156H106V155H103V157ZM108 156V155H107ZM122 156H125V155H122ZM121 156V157H122ZM172 156V155H171ZM172 156V157H173ZM192 156V155H191ZM196 156V155H195ZM113 156H110V158H112ZM126 157H125V159H126ZM167 157V156H166ZM179 157V156H178ZM185 157V156H184ZM118 158L115 160V161H117L118 160ZM153 158V157H152ZM164 158V157H163ZM162 158V159H163ZM176 158V157H175ZM192 158L193 157H191V159H189L188 158V162L189 161H192ZM195 158H197V157H195ZM194 158V159H195ZM87 159H88V153H87ZM106 159V158H105ZM124 159V160H125ZM128 159V158H127ZM126 159V160H127ZM139 159V158H138ZM166 159V158H165ZM187 159V158H186ZM204 159V158H203ZM125 160V161H126ZM144 160H145V157H144ZM151 160V159H150ZM153 160V159H152ZM172 160V159H171ZM199 160V159H198ZM197 160V161H198ZM58 161V160H57ZM97 161V160H96ZM111 161H113V160H110V163H112ZM120 161H121V159H120ZM137 161V160H136ZM135 161V162H136ZM181 161L182 160H180V163H181ZM185 161V160H184ZM183 161V162H184ZM203 161V160H202ZM74 163H75V161H73ZM76 162H78V161H76ZM84 163H86L87 164V160H86V162L85 161H83ZM82 162V163H83ZM97 162H99V161H97ZM103 162V161H102ZM187 162V163H188ZM201 162V161H200ZM56 163H58L57 165H56ZM79 163V162H78ZM100 163H101V161H100ZM168 163V162H167ZM172 163V162H171ZM177 163V162H176ZM179 163V164H180ZM198 163V162H197ZM70 164V163H69ZM77 164V163H76ZM135 164V163H134ZM142 164V163H141ZM190 164H191V162H190ZM189 163L187 164V166H189L190 165ZM193 164V163H192ZM71 165H73V166H75V164H72V162H71ZM82 165H84V164H82ZM101 165H102V163H101ZM112 165V164H111ZM131 165V164H130ZM146 165V164H145ZM150 165V164H149ZM164 165H165V162H164ZM198 165V164H197ZM69 166V165H68ZM80 166H81V164H80ZM84 166H86V165H84ZM88 166V165H87ZM99 166H100V164H99ZM134 166V165H133ZM142 166V165H141ZM167 166V165H166ZM170 166H172V165H170ZM183 166V165H182ZM190 166H192V165H190ZM189 166V168H192V167H190ZM196 166V165H195ZM203 166V165H202ZM64 167H66V169H64ZM69 167H71V166H69ZM78 167H79V165H78ZM113 167H114V165H113ZM112 167V168H113ZM125 167V166H124ZM131 167V166H130ZM139 167V166H138ZM147 167V166H146ZM158 167V166H157ZM194 167V166H193ZM73 168V167H72ZM84 168V170H85V167H83ZM83 168L81 169V170H83ZM94 168V167H93ZM116 168H118V167H116ZM180 168H181V166H180ZM188 168V169H189ZM75 169H76V167H75ZM119 169V168H118ZM137 169V168H136ZM147 169V168H146ZM165 169H166V167H165ZM174 169H175V167H174ZM177 169V168H176ZM178 169H179V167H178ZM185 169V168H184ZM194 169H195V167H194ZM208 169V168H207ZM78 170V169H77ZM77 170H75L74 171V173L76 172H78ZM123 170V169H122ZM131 170V169H130ZM141 170V169H140ZM171 170V169H170ZM180 170V169H179ZM70 171H67V172H70ZM116 171V170H115ZM185 171V170H184ZM184 171H182V172H184ZM188 171V170H187ZM186 171V172H187ZM189 171H193V169L191 170H189ZM203 171H205V170H203ZM65 172V173H64ZM82 172H84V171H82ZM101 172H102V169H101ZM117 172V171H116ZM121 172V171H120ZM161 172V171H160ZM164 172V171H163ZM172 172H175V171H173L172 170ZM182 172H181V174H182ZM194 172V171H193ZM146 173H148V171L146 172ZM153 173V172H152ZM151 173V174H152ZM159 173V172H158ZM185 173V172H184ZM189 174H191L190 172H188ZM195 173V172H194ZM67 174V173H66ZM70 174V173H69ZM101 174V173H100ZM117 174V173H116ZM118 174H120V173H118ZM154 174V173H153ZM157 174V173H156ZM155 174V175H156ZM161 174V173H160ZM177 174V173H176ZM68 175V174H67ZM77 175H78V173H77ZM82 175H83V173H82ZM138 175V174H137ZM136 175V176H137ZM149 175V174H148ZM183 175V174H182ZM186 175H187V173H186ZM192 175V174H191ZM84 176V175H83ZM158 176V175H157ZM156 176V177H157ZM179 176V175H178ZM188 176H190V175H188ZM76 177V176H75ZM78 177V176H77ZM79 177H80V174H79ZM148 177V176H147ZM146 177V178H147ZM150 177V176H149ZM155 177V176H154ZM191 177V176H190ZM193 177V176H192ZM192 177H191V179H192ZM82 178V177H81ZM80 178V179H81ZM84 178V177H83ZM82 178V179H83ZM87 178H88V176H87ZM163 178V177H162ZM173 178H177L176 176H174ZM133 179V178H132ZM187 179V178H186ZM194 179V178H193ZM154 180V179H153ZM177 180V179H176ZM81 181V180H80ZM157 181V180H156ZM159 181V180H158ZM172 181V180H171ZM182 181V180H181ZM180 181V182H181ZM186 180H184L183 182H185ZM187 181H188V179H187ZM186 181V182H187ZM190 181V180H189ZM82 182V181H81ZM81 182H80V184H81ZM152 182V181H151ZM131 183V182H130ZM133 183H134V181H133ZM145 183H146V181H145ZM148 183V182H147ZM170 183H172L173 184V182H170ZM177 183V182H176ZM175 183V184H176ZM79 184V185H80ZM82 184H83V182H82ZM158 184V183H157ZM84 185V184H83ZM83 185H81V186H83ZM146 185V184H145ZM170 185V184H169ZM183 185V184H182ZM189 185H191V184H189ZM86 186V185H85ZM143 186V185H142ZM141 186V187H142ZM147 186V185H146ZM187 186V185H186ZM73 187V188H72ZM157 187V186H156ZM182 187V186H181ZM189 187V186H188ZM143 188V187H142ZM147 189H148V187H146ZM154 188H155V186H154ZM166 188V187H165ZM171 188H172V185H171ZM180 188V187H179ZM179 188H178V190H179ZM191 188V187H190ZM164 189V188H163ZM136 190V189H135ZM146 190V189H145ZM149 190V189H148ZM157 190V189H156ZM177 191V190H176ZM186 191V190H185ZM136 192H138V191H136ZM151 192V191H150ZM154 193V192H153ZM156 193H158V192H156ZM160 193V192H159ZM168 193H170V192H168ZM155 194V193H154ZM179 194V193H178ZM187 194V193H186ZM152 195V194H151ZM151 195L150 196H147V199H148V197H149V199H150V197H151ZM160 195V194H159ZM170 195H171V193H170ZM182 195V194H181ZM184 196H185V194H183ZM188 195V194H187ZM145 195L143 194V197H144ZM153 197H154V195H152ZM155 196H156V194H155ZM167 196V195H166ZM165 196V197H166ZM169 196V195H168ZM175 196V195H174ZM173 196V197H174ZM183 196V197H184ZM193 196V195H192ZM157 197V196H156ZM155 197V198H156ZM163 197V196H162ZM171 197V196H170ZM182 197V196H181ZM177 198V197H176ZM78 201H77V200ZM142 199V198H141ZM148 199V200H149ZM159 199V198H158ZM178 199V198H177ZM180 199V198H179ZM185 199V198H184ZM187 199V198H186ZM185 199V200H186ZM98 200V199H97ZM142 200H144V199H142ZM148 200H146V202L148 201ZM193 200V199H192ZM74 201H77V203L76 202H74ZM96 201V200H95ZM94 201V202H95ZM130 201V200H129ZM150 201V200H149ZM153 201L154 200H152V203H153ZM164 201H167V200H164ZM174 201H175V199H174ZM97 202V201H96ZM170 202V201H169ZM172 202V201H171ZM177 202H178V200H177ZM177 202H175V204L177 203ZM181 202V201H180ZM184 202V201H183ZM148 203V202H147ZM151 203V202H150ZM157 203H158V201H157ZM160 203V202H159ZM186 203V202H185ZM92 205H93V203H91ZM133 204V203H132ZM155 204V203H154ZM166 204V203H165ZM144 205V204H143ZM149 205H151V204H149ZM85 206H86V208H87V210L85 209ZM90 208H92V207H90ZM93 212V211H92ZM159 212V211H158ZM157 212V213H158ZM156 213V212H155ZM154 213V214H155ZM94 215V214H93ZM89 219H91V218H89ZM92 221V220H91ZM82 223H84V225H82ZM92 224V223H91ZM84 226V227H83ZM87 226V227H88ZM86 227V228H87ZM89 229L91 228V227H88ZM187 229V228H186ZM86 233V234H87ZM85 234V235H86ZM88 236H90V235H88ZM82 241V242H81ZM87 241H88V237H87ZM92 241V240H91ZM94 241V240H93ZM88 243V245H89V241L87 242ZM81 244V245H80ZM86 244V243H85ZM88 245L86 246V247H88ZM86 247H82L83 248V253H84V248L85 249H87ZM72 253V254H71ZM82 254V253H81ZM77 255V256H76ZM77 257V258H76ZM73 261L72 262H70L71 264L73 263ZM75 261V263L77 264V262ZM78 262H80V261H78ZM75 263H73V264H75Z\"/></svg>",
  "mask_w": 264,
  "mask_h": 264
}]
</instances>
